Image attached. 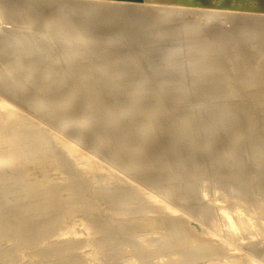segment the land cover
I'll return each mask as SVG.
<instances>
[{"label": "bare ground", "instance_id": "obj_1", "mask_svg": "<svg viewBox=\"0 0 264 264\" xmlns=\"http://www.w3.org/2000/svg\"><path fill=\"white\" fill-rule=\"evenodd\" d=\"M133 1H135L134 3H133ZM133 1H125V0H0V25L1 24H3V23H10L9 25H12V24H14L15 25V27H19V26H23V27H25V28H28V29H25V28H22L23 30H17L16 32L18 33H20V36H22V40L20 39H16V37L14 38L13 36H11L10 34H9V32H7V34L6 33H3L2 35H0V48H1V50H0V200H2V202L3 201H6V200H8V199H11V198H13L14 196H16L17 198L18 197H20L21 195H20V193H22V194H29V195H27V196H29V197H39L40 198V196L41 195H45V194H48V196L49 195H53V196H51V197H48L45 201H44V203L45 204H48L49 206H47L46 207V205H45V209H44V207L42 208V206L40 205V204H33V206H31V204H30V206L31 207H29L28 209H27V206L24 208V209H26L27 210V212L28 213H36V212H40L41 213V216H42V218H44L45 217V219H43V220H36L35 218L36 217H38V216H40V215H38V216H33V217H31V218H28L27 217V214L24 216V217H27L28 218V220L26 219V218H24V219H26V220H24V221H27V222H22L21 220H22V218H21V222H19V224L21 225L20 227H24L22 230H21V232H24L23 230H26V231H30L31 233H29V232H27V234L29 233V234H32V233H35V234H33V236L35 237V238H38V239H44V241L45 242H47V240L48 239H52L53 237L52 236H54V238L56 237V240H57V238L58 237H60L59 236V234H63L65 231H66V228H65V231H63V233H62V230L58 227V231H59V229L61 230V231H59V234L57 235V230H56V228H57V223L59 224V226L60 225H62V229L64 230V227L63 226H68V224L70 225L71 224V222L69 221L68 222V224L65 222L66 220H60V218L62 217V216H64V215H62L61 214V206L59 205V204H61V203H59L58 202V199L59 198H57L56 196H54V195H57V191H56V189L55 188H53V189H51V191H45V192H43V190L41 189L40 190V188H42L43 186L42 185H44V184H42L41 186H39L40 188L39 189H37V191L36 190H34V189H36L35 187H31V188H29V185L31 184V180H29V182H30V184H29V182H28V184H27V179H26V184L24 183V182H22L23 183V185L25 184V185H27L28 186V189L26 190L25 188H23V186H22V184L20 183V180L19 181H17L16 180V178L15 177H12V175L8 172V167H11V166H13V165H11V164H13L14 163V165H15V162L14 161H17L18 160V158H20L21 156H22V154H19L18 153V151L17 150H15L14 149V147H17V146H15V144H17V140H18V142H20L21 141V143H26V136L24 137V135H21L20 134V136L17 138V139H15L14 138V136H13V134H10V132H9V130H8V128H6V126L4 127V124H6V125H11V126H14V123L17 121V123H20V124H22V125H24V126H27L28 127V129L29 128H31L32 129V131H31V134L33 135L34 134V136H37L36 134H39L41 137H42V139H44L43 140V142H39V143H37V142H35V143H37V144H39L40 146L38 147V146H36V145H33V144H31V142H27L25 145L26 146H28L27 148H23L22 149V152H24V151H30V152H32V153H38L39 155H40V157L43 159V160H45V161H48L49 163H50V165H53V164H56L57 162L55 161V163L53 162L54 160H58V162H61L62 163V165H64V166H66V173L65 174H67L68 175V177L70 176L71 178H73L74 179V175H77V177L76 178H78V179H76L75 181L76 182H78V180H80V178H81V176H85V174L87 173V169H90V171L91 170H93L94 172L96 171V173H101L102 175L104 174V175H106V177H108V179H109V182L111 181L112 183H115V184H119V183H121V185H122V188L123 189H121L120 191L117 189V188H119L118 187V185H117V187H116V191H119V192H121L122 190H124V191H122V193L121 194H116V193H118V192H116L115 193V191H114V194L118 197V196H123L124 197V199H127L126 197H130L131 198V196L134 198L133 200H132V202L133 201H135V200H137L138 202H142L143 204L145 203V204H147V205H150L149 207H154V208H156V209H158V210H160V208L163 206V205H165L166 206V210H167V207H169L168 208V211H170V205L169 204H167V205H169V206H167L165 203L166 202H164V204H162L160 201L161 200H159V198L157 197H155L156 195L157 196H159V192H157V191H159V189H162V191H163V193H164V190L163 189H168L169 191H168V193L169 192H171L173 195H175V197H177V198H179V199H182L183 200V198L184 199H186V200H190V199H188V197H191V194L190 193H193L192 192V190H193V188H195V186L196 185H194L193 183V187L191 186V184H189V182H190V178H189V180H187L186 178V181H184V180H182V179H180L182 176L184 177L185 175H187V169L188 168H186L185 169V171H186V174H183L182 176H180V178L178 179V177H179V175H181V172H177V174L178 173H180L179 175H177L176 173H173L174 175H170V174H168L169 172H171V170H173L174 172H176L175 171V169H173V168H175L176 166H174V165H176V162L174 163V165H173V168L172 169H170L169 171H167L166 169H163L162 167H164L165 165L163 164L164 162L163 161H165L166 159H168L169 158V155H168V153H170V152H166L167 153V155H165V154H162V151L165 149V148H167L166 147V145L169 143V140H168V143L166 142V145L165 146H161L162 145V143H160V141H162L163 142V139L162 140H160V141H158L160 144V146L162 147V151L160 152V151H158V153L160 152L162 155H165V156H168V158H166L165 156H164V158H162V156H160L159 154H157V156L159 155L160 157V162H163V163H157L158 162V159H157V156H155V159L157 160H154V161H150V163L151 162H153V164H154V162L155 163H157V164H163V166H161V170H159L160 168L158 167V166H160V165H158L157 166V168H159V169H157V168H153V170L151 169V171L152 172H154V171H157V170H159V171H157L156 173H152V174H148L147 176H145L144 178H145V180H143V179H140V178H137L136 177V175H131V174H133L132 172H135V174L137 173L138 175H140L139 174V171H140V169L144 172V170L143 169H145V168H147V165L149 164V162H147L148 164L147 165H145L146 164V161L148 160V159H146V161H142V159H139V158H134V156L137 154H142L143 152L145 153V152H147V153H150V151L151 152H153L154 151V149H151V150H148V149H146V151H143L144 149H145V147H143V149L141 150V148L140 147H142V146H140L141 145V142L142 141H144L143 139L141 140V139H139V141L141 140V142L139 143V146L138 147H136L135 145L138 143L137 142V140L138 139H136L138 136H139V133H143V134H141V137L140 138H142V137H145V138H147L148 136H147V132H146V136H144V132H143V129H145V127L144 128H142L141 129V132H132V131H129V128H128V126H126L127 128L126 129H128L127 130V133H129V134H131V132L133 133L132 135H137V137L136 138H134V137H132V140H129V139H127V141H126V138H125V126H123L124 127V132H120L121 134L123 133V135H125V136H123V137H121V139H120V135L121 134H119V133H115V135H117V136H119V140H118V142L120 141V140H122V138H124L125 140H123L122 142H125V143H127L128 142V140L129 141H131V145H134V144H132V142H133V138H134V141H135V139H136V141H135V150L134 151H136L135 152V154L134 155H132V156H130L131 154H132V152H134V151H132L133 149H132V147H131V150H130V152H131V154L129 155V153H120V152H122V151H124V149H123V147L125 148V152H129V150H127L126 149V144L124 143V144H122L121 146H120V144L118 145L117 143H116V141L114 142L115 144H112V145H114L113 147H111L112 148V152H114V154L112 155V157H111V155H108L107 153H108V151L109 150H111V149H109L107 146H108V144H111V141H109L110 140V138H111V140H113V138L115 137V136H112V133L113 132H111L110 134H111V137L107 140L106 139V137H104V135H101L102 133H96V134H92V136L93 135H95V137L94 138H96L95 140H96V144H98V145H100L101 144V146L103 147V149L105 150V148H104V146H106L107 148L106 149H109L108 151H106L105 153L108 155V156H110L109 158L110 159H108V158H106V159H108L107 161H106V165H108V167H110V168H114L115 170H117L116 172H117V174L115 173V171L114 172H112L111 171V169L109 170V168L107 167V166H103V163H102V165L99 163L100 161H98V162H96L94 159H92L91 157H89L87 154H85L84 152H83V150L81 151L80 149H78V148H76L75 147V145L74 144H76V145H79V146H82L83 148H85V149H87V152H88V150L89 151H91L90 153H93V155H95V156H97V157H100L101 159L104 157V155H103V157H101L100 156V154H99V152L97 153V152H95V151H92L93 150V148L92 149H89V147L88 146H85L86 144L81 140H76L75 139V137L77 136H74V138H72L71 137V135H70V133L71 132H69V129L67 130V128H66V126H65V124L67 123V120H71V122L72 121H74V122H76L77 124H79L80 125V127H78L79 129L81 128V127H84V126H88V125H91L92 124V127L93 126H95L94 125V123H96L97 121L98 122H100V120L102 119V118H104V117H102L101 116V119H99L100 117L96 114L97 113V111H100V108L99 107H97L96 105H95V103L94 102H92V103H94V104H92V103H90V102H88V100L89 99H87L86 98V100L83 98V96L81 95V94H79L80 92H81V88H83L84 86H82V84H79V86L81 85L82 87L80 88L79 87V95H81L82 96V98L85 100V103L86 102H88L87 104H86V107L85 106H83V104L81 105V106H83V107H85V109H86V111H87V114L88 115H94V117H89V118H95L94 119V123L90 120L89 121V118H87V116L86 115H83V117H80V115H79V112L80 111H78V109L76 110V109H73V108H77V106H72V104L71 103H69V105H70V107L72 106L73 108V110L70 112V111H68L69 113H67V110H66V108H69V107H66V105H68L67 103H68V101H70V100H72V103H73V99L74 98H76L77 97V95L74 97L73 95L74 94H72L71 95V93H73V92H71L72 91V89H74V88H72V87H75V85H73V83H72V87H71V85L70 84H67V85H69V88L71 87L72 89L69 91V92H71L69 95H71V97H70V99L68 100V98H67V96H66V98H67V100H66V98L64 97V95H65V93H66V91H65V93H63L64 92V90H66L67 88H68V86L66 87V86H64V89H63V92H62V90H59V87H60V85L59 86H54V87H52L51 85H50V82H51V80L49 81V79H51V77L53 76V75H51L53 72H58L57 73V75H55L54 74V76H53V78L55 79H57V83L58 82H60V81H63L64 80V82L63 83H65V80L67 79L66 78V76H67V73L69 72V74H70V70H73V68L70 66V68L71 69H69V67H68V69H66V71L64 70L65 69V64H66V61H69V59L70 58H67V56L69 57V55L70 54H68V52L67 53H65L64 51V49H67L68 50V47H69V45H67L66 44V40L65 39H67L66 38V35H65V33H64V29H65V24H66V22H68V20L69 19H71L72 17H74L75 18V20L76 21H78L80 24H78V26L79 27H83V29L82 30H85V28L87 27L88 29H90L89 31L91 32V38H90V40L92 41V43H94L95 45L94 46H96L94 49H95V54H96V52L97 51H100V56H102L101 58L99 57V56H94V58L95 59H91V58H93V57H90L88 54H89V52L87 51V48H88V45L85 47L86 49H83L82 48V52H83V54L84 55H88L89 57H90V59L92 60H88L89 59V57H88V61H89V64H91V66H93L92 68L94 69V70H92V71H94L96 74H95V78L92 76V78H94V79H96V81H97V86L99 85L100 87H105V89L106 88H108V91H109V94H110V90L112 91L111 93H113L114 92V94H117V93H120L121 94V92H126V93H123L122 95H120V97L121 96H123L124 94H126V98L128 97V96H130V95H127V93L129 94V93H133V94H131L133 97L134 96H136L137 95V97H139V99L137 100V97H136V99H134L132 96V98H130V99H126V101H124L125 100V98H124V100H120L119 98H117V100H116V98L114 99L115 100V103L113 102L112 104H110V100L107 102L106 100L105 101H103L104 99V97H102L103 95H101L102 93H94V94H98V95H101V97H97V99L98 98H102L101 100V104L103 105L104 103H102V102H107V103H109L108 105L110 106V105H112L114 108H116L117 109V111H118V109H120V110H122L123 108H122V106H124V108L125 109H123L125 112L128 110V108H130V107H134L135 108V106H138V105H143L144 106V104L142 103V102H140V95H147L146 93H148V92H151L152 90L151 89H154V90H156L157 92H158V90L157 89H165L164 87V85H167V83L166 84H164L163 85V87H162V85H161V83L159 84V85H153V82H155L154 81V78H153V80L152 79H150V77H157V78H161V76H164V74H168V75H179V77H181V79L183 80V83H185L184 81H186V79H187V81H188V78H189V82H193V83H195V82H198L197 81V79L199 78V77H197V79L195 78L196 76H198L199 74H195V77L194 78H191V77H193V76H191L190 75V72L192 71V68H196L195 66L197 65V67L199 66V67H203V68H205V69H202V68H196L197 69V71L200 73V71H202V70H206V69H208L207 71H208V74H209V68H210V70L211 69H213L214 71H216V70H220L221 68H222V66L224 65H226L225 67H227L228 68V66H227V64L228 65H230L229 64V62L228 63H226L225 64V61L226 60H229V61H232V63H231V65L233 64L234 65V63H236L235 61H238V63L239 64H241V66H239L240 67V69H244V67H243V63H244V65L245 66H247V67H249L250 69H252L254 72H252L254 75H256L257 76V78H258V80H259V78H260V80H259V82L261 81V80H263L261 77L263 76L264 77V62L263 61H259L260 63H254L255 62V59H254V62H251V59H250V61L249 60H247V57H246V55H245V51H242L239 47H240V45H239V47H238V45H237V41L235 40L236 39V37L238 36V34H239V37L241 36V39H242V37H246V38H248V39H246L247 40V42L245 43V44H249L250 45V47H248V45H247V47L246 48H248V50H249V48H250V52L251 51H259V49H264V14L263 15H256V14H254L252 11H254V12H256V11H264V0H247V2H245V3H243V4H241V5H228L227 4V0H221V3H216V1L215 0H212V1H214L215 3H213V4H211V3H209L210 2V0H133ZM233 1V0H232ZM231 1V2H232ZM235 1V0H234ZM246 1V0H245ZM250 1H256V2H259V4H258V6L257 7H250L248 4H249V2ZM133 4H132V3ZM241 2V1H240ZM210 7V8H209ZM68 8H71V11H72V8L74 9V10H76V12L74 11H72L73 13H71L70 11H66V10H68ZM241 8H245L246 10H241V11H239V12H237V11H230V10H238V9H241ZM187 10H192V13H193V10L196 12V14H192V15H189V13L191 14V12H187ZM40 12V13H39ZM70 12V13H69ZM249 12H251V13H253V14H250ZM198 13H200V14H198ZM260 14H262V13H260ZM216 16H219L220 18H217ZM214 19H218V20H220L221 22H231L232 24L233 23H235L236 21L238 22V21H244V20H246V23L244 24V25H239V24H236V25H234V27L232 26V27H230V28H219L218 27V30H217V28H212V26H210V25H208V23H207V25L208 26H205L204 24H200V23H206V21L207 22H209V21H214ZM72 21H74L73 19H72ZM115 21H117V22H115ZM75 22V21H74ZM256 24V23H258L260 26H255V25H253L254 23ZM43 24V25H42ZM75 24V23H74ZM238 25H239V27H238ZM13 26V25H12ZM76 26V25H75ZM214 26H215V24H214ZM223 27V26H222ZM240 27H242V28H240ZM238 28H240V29H242V30H240L239 31V29ZM2 29V28H1ZM10 29V28H9ZM18 29H21V28H18ZM30 29H32V30H30ZM35 29V31H33ZM67 29H69V28H67ZM71 29V28H70ZM5 30H7V29H5ZM81 30V29H80ZM80 30L78 31V32H80ZM215 30H217V31H215ZM237 30H238V32H237ZM30 31H33V33L32 32H30ZM66 31V30H65ZM69 31V30H68ZM256 31H258V35H256L254 32H256ZM4 32V31H3ZM6 32V31H5ZM14 32V31H13ZM82 32V31H81ZM69 33H70V31H69ZM73 34V33H72ZM68 35V34H67ZM70 36V35H69ZM35 37V38H34ZM68 37V36H67ZM80 37V38H79ZM76 40H79V41H82V43H84L83 41H85L84 40V38H83V35H81L80 33H79V35H77L76 37ZM238 38V37H237ZM19 40V41H18ZM64 40H65V42H64ZM239 40V39H238ZM244 40V39H243ZM23 41V42H22ZM25 41V42H24ZM75 41V40H74ZM240 41V40H239ZM41 42V43H40ZM243 42V41H242ZM241 42V43H242ZM64 43H65V45H67V48H66V46L64 45ZM76 44V43H75ZM74 43H73V45L71 46V47H74V45H75ZM70 45H71V43H70ZM79 45V44H78ZM77 44H76V46H78ZM86 45V44H85ZM81 47H82V45H80ZM92 46V45H91ZM70 47V48H71ZM90 47V46H89ZM245 47V46H244ZM92 48V47H91ZM252 48L254 49V50H252ZM76 49V48H75ZM79 49V48H78ZM70 51L72 50V49H69ZM81 50V49H80ZM88 50H89V48H88ZM92 50H93V48H92ZM86 51H87V53H86ZM74 52H76V50L74 51ZM81 52V51H80ZM254 52V53H255ZM67 55H65V54ZM86 53V54H85ZM91 53V52H90ZM253 53V54H254ZM257 53V52H256ZM263 53V52H262ZM72 54V53H71ZM75 54V53H74ZM92 54V53H91ZM253 54L251 55V56H253ZM87 55L85 56V58H87ZM248 55H249V53H248ZM72 56V55H71ZM74 56V58H73V60L75 59V55H73ZM72 56V57H73ZM177 56V57H176ZM77 57V59L79 58V55L78 56H76ZM82 57V56H81ZM177 59H176V58ZM249 57V56H248ZM83 58H84V56H83ZM83 58H82V61H83ZM84 58V61L86 60ZM258 58V57H257ZM253 59V58H252ZM259 59V58H258ZM257 59V60H258ZM19 60H23V61H25V62H19ZM79 60V59H78ZM170 60H173V62H169ZM87 61V62H88ZM91 61V62H90ZM233 61H234V63H233ZM241 61V62H240ZM18 62H19V64H20V66L19 65H17L18 64ZM78 62H81V61H78ZM87 62H85V63H87ZM15 63H17V64H15ZM21 63H23V64H21ZM25 63V64H24ZM84 63V62H83ZM85 63H84V65H85ZM17 65V69L15 68L16 66L15 65ZM68 64V63H67ZM81 64H82V62H81ZM88 64V65H89ZM238 64V65H239ZM21 65H22V68H23V70L21 69ZM25 67H27V68H25L24 69V66ZM230 65V67H229V69H228V72H229V70L231 71L232 69H234L235 67V65H236V67L238 68V66H237V64H235L233 67L234 68H232V66ZM18 66H19V68H18ZM66 66H68V65H66ZM75 66V65H74ZM78 67L80 66V65H77ZM76 66V67H77ZM88 67V66H87ZM86 67V68H87ZM246 67V70L248 69ZM67 68V67H66ZM79 68H81V67H79ZM91 68V67H90ZM91 68V69H92ZM226 68V69H227ZM231 68V69H230ZM82 69H83V67H82ZM191 69V70H190ZM195 69V70H196ZM224 69V68H223ZM250 69H249V71H250ZM16 70H18V71H16ZM20 70H22V72L23 73H21V71ZM74 70H75V68H74ZM73 70V71H74ZM88 70V69H87ZM194 70V69H193ZM234 70H236V69H234ZM251 70V71H252ZM29 71H31V73L29 72ZM77 71V70H76ZM79 71V70H78ZM196 71V72H197ZM220 71H222V69L220 70ZM219 71V72H220ZM224 71V70H223ZM227 71V70H226ZM240 71V70H239ZM239 71H236L237 72V74H238V72ZM248 71V70H247ZM251 71H250V74L249 75H252V73H251ZM67 72V73H66ZM75 72V71H74ZM80 72V71H79ZM193 72V71H192ZM195 72V73H196ZM203 72V71H202ZM201 72V76H200V79L202 78V76L203 75H205V72H203L202 73ZM219 72H217V73H219ZM236 72H234L235 73V76H237L238 77V75H236ZM241 72V71H240ZM239 72V73H240ZM244 72V70L242 71V73ZM30 73V74H29ZM85 73V72H84ZM211 73V72H210ZM223 73V72H222ZM24 74V75H23ZM50 74V75H49ZM160 74V75H159ZM212 74H214V72L213 73H211V74H209L210 76L212 75ZM227 75L226 76H229V78L230 79H228V80H230V84H228V81H227V84L228 85H226V88L227 89H229V91H227V92H231V94L230 93H228L229 95H230V97H232L233 96V94H232V92L234 93L235 92V89H236V87H235V89H234V86L237 84V83H235V82H239L238 80H240L241 81V79H243V80H247L248 81V79H245L246 78V76L248 75H246V74H244L245 75V78H235V79H233V80H231V74H232V71H231V74H228V73H226ZM74 75V74H73ZM82 75V74H81ZM209 75H206L207 77L209 76ZM217 76L219 75V74H216ZM215 75V76H216ZM221 75V74H220ZM223 76H225L224 75V73L222 74ZM221 75V76H222ZM248 75V76H249ZM253 75V76H254ZM173 76H171V78H173ZM205 76V77H206ZM209 76V78L208 79H210L211 77ZM213 76V75H212ZM214 76V79L216 78L217 79V81H218V78H219V76L218 77H215ZM223 76L221 77L222 79H226L227 77H224L223 78ZM243 75H240V77H242ZM247 76V77H248ZM253 76H251V77H253ZM72 77V76H71ZM88 77V76H87ZM165 77V76H164ZM178 77V78H179ZM232 77H234L233 76V74H232ZM250 77V76H249ZM250 77V78H251ZM66 78V79H65ZM69 78V77H68ZM78 78V77H77ZM84 78V77H83ZM89 78H90V76H89ZM156 78V79H157ZM163 78V77H162ZM165 78H167V77H165ZM161 79L162 80V82H165L168 78H170V77H168L167 79ZM171 78L170 79H168V80H170L171 81ZM178 78H177V81H179L180 80V78H179V80H178ZM192 80H191V79ZM220 78V79H221ZM253 78H255V76L253 77ZM256 78V79H257ZM76 79V78H75ZM75 79H74V81H75ZM185 79V80H184ZM196 79V80H195ZM199 79V80H200ZM202 79H204V78H202ZM201 79V80H202ZM207 79V78H206ZM206 79H204V81L201 83V85L202 84H204V83H206V82H208L209 84H211V82H209L208 80L205 82V80ZM213 79V80H214ZM221 79V81H223ZM73 80V79H72ZM87 81H89L90 79H86ZM86 80H83L82 81V78H81V82H84L85 84H87V83H89V82H92V81H89V82H87L86 83ZM158 80V79H157ZM164 80V81H163ZM173 80V79H172ZM193 80H195V82L193 81ZM212 80V79H211ZM210 80V81H211ZM227 80V79H226ZM242 80V81H243ZM255 80V79H254ZM254 80H249V81H254ZM67 81V80H66ZM69 81H71L70 79H69ZM174 81V80H173ZM175 81H176V79H175ZM176 81V82H177ZM186 81V82H187ZM215 82H214V85H215V83H217L216 82V80H214ZM220 81V80H219ZM244 81V83H246ZM54 82V84H55V81H53ZM167 82V81H166ZM169 82V81H168ZM175 82V83H176ZM191 82V84H193ZM213 82V81H212ZM252 82L250 83L251 85H252ZM256 82H258L257 80H256ZM264 82V81H263ZM52 83V82H51ZM69 83V82H68ZM157 83V82H156ZM155 83V84H156ZM159 83V82H158ZM182 83V82H181ZM188 83V82H187ZM200 83V82H199ZM207 83V84H208ZM220 83V82H219ZM219 83H217L216 85H217V87L219 88V86H218V84ZM222 83H224V81L222 82ZM222 83L221 84H219L220 86H223L222 85ZM240 83V82H239ZM238 83V84H239ZM248 83V82H247ZM254 83V82H253ZM261 83V85L260 86H262V88H263V90H264V87H263V83L262 82H260ZM60 84V83H59ZM173 84V83H172ZM177 84V83H176ZM176 84H174V85H176ZM198 84V83H197ZM207 84H204V85H206L207 86ZM256 84V83H255ZM254 84V85H255ZM53 85V84H52ZM57 85V84H56ZM62 85H65V84H62ZM61 85V86H62ZM89 85V84H88ZM91 85V84H90ZM169 85H170V83H169ZM183 85V84H182ZM180 85L181 87V89H182V87L183 86H186V84L185 85ZM188 85V87H189V90H188V92H186L185 90H184V92H182L184 95H187V96H189L188 94H189V92H191L190 91V89H194V88H196V87H194V85L196 86V84H193V86H190V84L188 83L187 84ZM214 85H213V83H212V85H210V86H213V88H214ZM216 85H215V87H216ZM244 85H246V84H244ZM244 85H243V87H244ZM96 86V87H97ZM176 86H178L179 87V84H177ZM206 86L204 87V86H202V87H204V89H203V91L205 92V89H206ZM210 86L208 87L209 89H210ZM240 86V85H239ZM238 86V87H239ZM249 86V85H248ZM248 86H247V88L246 89H248ZM260 86H259V89H260ZM65 87H66V89H65ZM78 87V84H76V88ZM89 87H92V86H89ZM95 87V88H96ZM100 87H99V89H98V87L96 88V89H98V90H100L101 91V89H100ZM169 87V86H168ZM171 87V86H170ZM187 87V88H188ZM200 87V86H199ZM196 88L195 90H197V89H200V88ZM237 87V88H238ZM253 87H255V86H253ZM257 88H258V83H257V86H256ZM62 88H63V86H62ZM86 88V87H85ZM85 88H84V91L86 92L87 90H85ZM93 88V87H92ZM94 88V89H95ZM174 88H175V86H174ZM183 88H185V89H187L186 87H183ZM206 89V91L207 90H209V89ZM212 88V87H211ZM212 88V89H213ZM218 88H217V90H218ZM221 88V87H220ZM226 88H222L221 90H226ZM251 88H252V86H251ZM261 88V89H262ZM53 89H55V90H53ZM61 89V88H60ZM168 89V88H167ZM167 89H166V91H167ZM173 89V88H172ZM172 89H170V91H172ZM179 89V88H178ZM178 89H176L177 91H178ZM239 89H242V88H240L239 87ZM243 89H245V87L243 88ZM254 89V88H253ZM261 89H260V91H261ZM69 89H67V91H68ZM75 91H77V89H74ZM91 90L92 89H90L89 90V92H91ZM169 90V89H168ZM220 90V91H221ZM234 90V91H233ZM237 90V89H236ZM249 90H251V91H256V89L255 90H252V89H248V91ZM84 91H82V93L84 92ZM104 90H103V88H102V91L101 92H103ZM106 91V90H105ZM104 91V92H105ZM107 91V92H108ZM162 91H164V90H162ZM169 91V92H170ZM174 92H177V91H175V90H173ZM181 91H183V89L181 90ZM180 91V92H181ZM202 91V92H203ZM210 91H212V90H210ZM209 91V92H210ZM219 91V90H218ZM237 91H240V90H237ZM257 91H258V89H257ZM17 92V93H16ZM19 92V93H18ZM106 92V93H107ZM173 92V93H174ZM179 92V93H180ZM204 92L201 94V95H203L204 94ZM214 92L216 93L217 91L214 89ZM222 92V91H221ZM226 92V91H225ZM152 93V92H151ZM159 93H160V90H159ZM172 93V94H173ZM178 93V92H177ZM192 94L194 93V91H192L191 92ZM199 93H201V89H200V92ZM198 93V94H199ZM206 93H208V91L206 92ZM214 93V94H215ZM222 93H224V91L222 92ZM241 93V92H240ZM257 93V92H256ZM258 93H259V91H258ZM257 93V94H258ZM261 93V92H260ZM66 94H68V93H66ZM84 95H85V93H83ZM87 94L89 95V94H91V93H88L87 92ZM108 94V93H107ZM113 94V95H114ZM139 94V95H138ZM157 94V93H156ZM165 94H168L167 92L165 93ZM194 94H196V93H194ZM209 94V93H208ZM210 94H212V95H214L212 92L210 93ZM209 94V96H208V98L207 99H205V97L204 96H200L199 98L200 99H202L201 97H203L204 98V100H208V102H211V100H209L210 98L209 97H211L212 95H210ZM219 94V93H218ZM217 94V96H219ZM225 94V93H224ZM239 94V93H238ZM261 94H264V92L263 93H261ZM261 94H258V95H261ZM79 95H78V97H79ZM106 94H104V96H105ZM118 95V94H117ZM151 95V94H150ZM149 95V96H150ZM157 95H159V94H157ZM164 95V94H163ZM171 95V94H170ZM197 95V94H196ZM232 95V96H231ZM73 96V97H72ZM81 96H80V98H79V100L80 101H82L81 99ZM91 96V95H90ZM107 96V95H106ZM110 96H111V94H110ZM148 96V95H147ZM152 96H153V94H152ZM161 97H162V94L160 95ZM173 96H174V94H173ZM173 96L171 97V98H173ZM180 96H182L181 94H180ZM193 96H195V95H193ZM239 96H240V94H239ZM238 96V97H239ZM255 96V97H254ZM262 97L264 96V95H261ZM69 97V96H68ZM87 97V96H86ZM94 97V96H93ZM156 97V96H155ZM170 97L168 98L169 100H172V99H170ZM177 97H178V94H177ZM191 97V96H190ZM198 97V96H197ZM220 97H221V99H227V97H228V95H227V97L225 98V97H223L222 95H220ZM220 97H219V100H220ZM229 97V98H230ZM233 97H235V95L233 96ZM237 97V98H238ZM242 97V94H241V96L239 97V100H240V98ZM246 97V95H244V98ZM262 97H260V98H262ZM6 99L7 101H9V102H11L13 105H16V107H20L19 108V110L17 109V108H14V107H12L11 105H9L8 103H6V102H4L3 101V99ZM88 98H90V97H88ZM106 98V97H105ZM107 98H109V97H107ZM106 98V99H107ZM112 98H114V97H112ZM122 98V99H123ZM144 98V97H143ZM142 98V99H143ZM145 98H147V97H145ZM144 98V99H145ZM152 98V97H151ZM157 98H158V96H157ZM164 98H166V96H164ZM188 98V97H187ZM213 98H214V100H212V101H214L215 102V99H218V98H216V97H214L213 96ZM212 98V99H213ZM228 98V99H229ZM236 97H235V99H237ZM246 98H248V97H246ZM250 98H251V96H250ZM253 98L254 99H258L259 98V96H258V98L256 97V95H253ZM77 99V98H76ZM94 98H92L91 99V101L93 100ZM97 99H94L95 100V102H98V103H100L99 101H100V99H98V101H97ZM110 99H111V97H110ZM133 99V100H132ZM143 99V100H144ZM160 99V98H159ZM163 99V98H162ZM162 99H160L161 101H163ZM191 99V98H190ZM231 99H233V98H231ZM78 100V99H77ZM142 100V101H143ZM160 100H158V101H160ZM165 100H167V99H165ZM203 99H202V103H203V101H204ZM238 99H237V101H239ZM243 99H241V101H242ZM246 99H244V101H245ZM248 100H249V98H248ZM263 100H264V98H263ZM80 101H76L77 102V104L80 102ZM90 101V100H89ZM113 100L111 99V102H112ZM146 101V100H145ZM148 101V100H147ZM156 101V100H155ZM157 101V102H158ZM229 101V100H228ZM228 101H227V103H228ZM235 101V100H234ZM233 101V102H234ZM243 101V102H244ZM255 102H256V100H254ZM154 102V101H153ZM168 102V101H167ZM171 102V101H170ZM199 102H201V101H199ZM216 102H220V104H221V100L220 101H216ZM216 102H215V104L214 103H212L213 104V106H215V105H217L218 106V104H216ZM232 101H229V104L232 106H230L231 108H235L236 107V105H237V103H236V105H234L235 104V102H234V106L232 105V103H233ZM248 102V101H247ZM254 102V105L257 103H260L259 101H257L256 103ZM261 102H262V100H261ZM10 103V104H11ZM80 103H83V101L82 102H80ZM80 103H79V105L78 106H80ZM145 103V105L147 104L146 102H144ZM149 103V102H148ZM151 103V102H150ZM159 103V102H158ZM162 103V102H161ZM165 103V102H164ZM172 103V102H171ZM175 103H176V101H175ZM184 103V102H183ZM193 103V102H192ZM207 103V102H206ZM239 103V102H238ZM242 103V102H241ZM240 103V104H241ZM244 103H246V102H244ZM264 103V102H263ZM115 104V105H114ZM168 104V103H167ZM179 104V103H178ZM209 104H211V103H209ZM225 104V106L227 107V108H229L228 106H229V104L227 105L226 104V102L224 103ZM243 104V103H242ZM241 104V105H242ZM248 104H249V102H248ZM251 104V103H250ZM261 104V103H260ZM18 105V106H17ZM68 105V106H69ZM74 105H76L75 103H74ZM142 105H141V107H142ZM148 105V104H147ZM146 105V106H147ZM152 105H153V103H152ZM162 105V104H161ZM168 105H170V104H168ZM175 105V104H174ZM182 105V104H181ZM241 105H237L238 107L240 106V108H241ZM244 106L245 105H247V103L246 104H243ZM252 105V104H251ZM262 105H264V104H262ZM262 105H259L258 106V108L261 106L262 107ZM98 106H101V105H99L98 104ZM109 106L108 107H106V109H105V111L103 112V114L105 113V114H107L106 113V110H110V109H107V108H109ZM112 106H110V108H111V111L113 110L112 108ZM116 106H119V107H121V108H119V107H116ZM180 106V105H179ZM187 106V105H186ZM200 106H201V104H200ZM209 106V105H208ZM211 106V105H210ZM209 106V107H210ZM212 106V107H213ZM221 106V105H220ZM222 106H223V104H222ZM82 107V110L84 109ZM126 107H127V110H126ZM150 107H152L151 109H154V107L153 106H151L150 105ZM149 107V108H150ZM155 107H156V105H155ZM158 107H160V105L158 106ZM199 107V106H198ZM243 107V106H242ZM264 107V106H263ZM81 108V107H80ZM79 108V109H80ZM101 108H103V110H104V108H105V104H104V107H102L101 106ZM139 108H140V106H139ZM139 108H137L136 107V109L137 110H139ZM144 108V107H143ZM148 108V109H149ZM181 108H182V106H181ZM205 108V107H204ZM225 108V107H224ZM239 108V109H240ZM247 108V107H246ZM249 108V107H248ZM248 108L246 109L247 111L245 112L246 113V115H247V117L248 118H253L254 116L253 115H251V111L254 113V111L253 110H251L250 108V111L248 110ZM256 108H257V105H256ZM20 109H22V110H26V111H22V110H20ZM71 109V108H70ZM116 109H114L113 111H115ZM131 109V108H130ZM142 109V108H141ZM157 109H159V108H157L156 107V110L155 111H157ZM170 109V108H169ZM172 109V108H171ZM207 109H209L210 110V108H207ZM238 109V108H237ZM239 109H238V111H239ZM245 109V108H244ZM244 109H243V112H244ZM81 110V109H80ZM120 110L118 111V112H120ZM133 110V109H132ZM143 111H146V110H144V109H142ZM154 110H153V112H154ZM162 110H163V108H162ZM164 110H165V105H164ZM186 110V109H185ZM206 110V109H205ZM235 110V109H234ZM85 111V110H84ZM124 111L122 112V113H124ZM129 111H131V110H129ZM139 111H141V110H139ZM150 110H147V113L149 112ZM159 111H160V113L161 112H165V111H161V107H160V109H159ZM178 111V110H177ZM189 111V110H188ZM207 111V110H206ZM24 112H26V113H24ZM83 112V111H82ZM100 112H102V111H100ZM116 112V111H115ZM118 112H117V114H118ZM120 112V114H118L120 117L122 116V117H124V119H123V122H124V120L126 121V119H125V116L124 115H122V113ZM128 112V111H127ZM138 111H135V113L136 114H138L137 113ZM142 112V111H141ZM158 112V111H157ZM180 112H181V110L180 111H178V113L180 114ZM183 112V111H182ZM198 112V111H197ZM249 112V114L251 115H249V114H247ZM109 113V115H108V118H106V119H108V120H111V119H109V117H112V114L114 113H110V111L108 112ZM133 113V112H132ZM135 113H133V114H135ZM140 113V112H139ZM147 113H145L146 115L145 116H147L148 114ZM150 113H152V112H149V114ZM155 113V112H154ZM163 113L162 114H160L161 116L163 115ZM166 113V112H165ZM206 113V112H205ZM242 113V112H241ZM240 113V114H241ZM102 114V113H101ZM105 114L103 115V116H105ZM110 114H111V116H110ZM128 113H126V115H127ZM141 114H144V113H141ZM158 113H155V115H157ZM168 114V113H167ZM173 114V113H172ZM118 115H116L117 117H118ZM150 115H152V114H150ZM149 115V116H150ZM205 115V114H204ZM249 115V116H248ZM82 116V115H81ZM136 116V115H135ZM134 116V117H135ZM140 116H142V115H140ZM161 116H159V117H161ZM164 116V115H163ZM165 116H167V115H165ZM170 116V115H169ZM185 116V115H184ZM210 116V115H209ZM243 116V115H242ZM253 116V117H252ZM107 117V116H106ZM114 117V116H113ZM116 117V118H117ZM120 117H118L119 119H121ZM128 117H129V115H128ZM130 117H133L132 116V114L130 113ZM133 117V118H134ZM138 117H139V114H138ZM143 118H145L144 116H142ZM141 117V118H142ZM150 117H152V116H150ZM153 117H154V115H153ZM152 117V118H153ZM187 117V116H186ZM189 117V116H188ZM214 117V116H213ZM244 117V116H243ZM257 116H255V118H256ZM115 118V117H114ZM127 118V117H126ZM133 118H132V121H133ZM140 118V119H141ZM142 118V119H143ZM148 119H150L149 117H147ZM172 118H173V116H172ZM171 118V119H172ZM195 118V117H194ZM105 119V118H104ZM106 119L105 120H103V121H105L106 122ZM131 119V118H130ZM139 119V120H140ZM154 119V118H153ZM156 119V118H155ZM159 119H161V118H159ZM170 119V118H169ZM211 119V118H210ZM264 119V118H263ZM78 120H79V122H78ZM81 120V121H80ZM145 120L147 121V119L145 118ZM174 120V119H173ZM190 120H192V119H189V121ZM195 120V119H194ZM209 120V119H208ZM249 120V119H248ZM102 121V120H101ZM120 121V120H119ZM119 121L117 122V121H114V123H112L113 122V120H112V122H110V123H112V126L114 125H116L117 123L119 124ZM136 121L138 122V118H136V120H135V122H127L126 123V125H128V123H129V125L130 124H136L137 125V127L136 128H138V124L140 125L139 127H141L142 125L141 124H143V126H146V124L144 125V121H142L141 123L139 122L138 124L136 123ZM145 121V122H146ZM151 121V120H150ZM155 121V120H154ZM166 121V120H165ZM182 121V120H181ZM215 121V120H214ZM261 121V120H260ZM259 120H257V118H256V121L255 122H260ZM263 121V120H262ZM70 122V123H71ZM108 122V121H107ZM115 122H117L116 124H115ZM121 122V121H120ZM149 122V120L146 122L147 124H148V126H149V124H150V122ZM158 122V121H157ZM183 122V121H182ZM187 122V121H186ZM245 122V121H244ZM250 122H253V120H250ZM254 122V123H255ZM69 122H68V124H70ZM73 123V122H72ZM152 123V122H151ZM156 123V122H155ZM171 123V122H170ZM173 123H174V121H173ZM197 123V122H196ZM200 123V122H199ZM204 123V122H203ZM207 123V122H206ZM253 123V124H254ZM122 124H124V123H122L121 122V125ZM135 124L133 125V126H135ZM154 124V123H153ZM181 124V123H180ZM198 124V123H197ZM201 124V123H200ZM218 124V123H217ZM244 124H246V123H244ZM258 125H259V123H257ZM74 125V124H73ZM76 125V124H75ZM104 125V124H103ZM121 125H119L118 127H120L121 128ZM152 125V124H151ZM161 124H159V126H160ZM162 125H164V124H162ZM173 125V124H172ZM175 125H176V123H175ZM184 125V124H183ZM250 125H252V124H250ZM263 125H264V123H263ZM96 126H97V123H96ZM95 126V127H96ZM114 126H113V129H111V130H115L116 131V129L118 128L117 126V128H115L114 129ZM132 126V127H133ZM148 126H146V127H148ZM156 126V125H155ZM166 126V125H165ZM177 126H179V125H177ZM192 126V125H191ZM208 126V125H207ZM206 126V127H207ZM242 126V125H241ZM245 127H247L246 125H244ZM244 126H242V127H244ZM248 126H249V122H248ZM254 126V125H253ZM260 126H261V124H260ZM74 127H76V126H74ZM94 127V129L96 130V128L97 127H99V124H98V126L95 128ZM108 127V126H107ZM153 127V126H152ZM169 127H171V126H169ZM193 127H196V125H194ZM193 127H191V128H193ZM201 127V126H200ZM203 127H204V125H203ZM210 127V126H209ZM250 127V126H249ZM10 128V127H9ZM26 128V127H25ZM69 128V127H68ZM73 127H71L70 129H72ZM112 128V127H111ZM118 128L119 130H123V128ZM134 128V127H133ZM135 128V131L136 130H138V129H140V128H138V129H136ZM150 128H151V126H150ZM173 128H174V126H173ZM182 128V127H181ZM185 128H186V126H185ZM191 128H190V130H191ZM213 128V127H212ZM76 129H77V127H76ZM79 129H77V130H79ZM88 129V128H87ZM93 129V130H94ZM102 129V128H101ZM107 129V128H106ZM118 129H117V131H118ZM159 129V128H158ZM157 129V130H158ZM166 129H168V128H166ZM175 129H176V126H175ZM204 129H207V128H204ZM221 129V128H220ZM245 130L246 131V129H248V127L247 128H242V130ZM250 130H251V127L249 128ZM260 129V128H259ZM263 129V128H262ZM261 129V130H262ZM11 130V129H10ZM77 130H75V132L77 131ZM90 130V129H89ZM100 130V129H99ZM98 130V131H99ZM110 130V131H111ZM130 130H132V129H130ZM134 130V129H133ZM148 129H146V131H147ZM152 130V129H151ZM154 131H155V128L153 129ZM161 130V129H160ZM163 130V129H162ZM169 130V129H168ZM171 130H172V128H171ZM178 130V129H177ZM177 130H175V131H177ZM199 130V129H198ZM210 130H211V128H210ZM242 130H240L239 132H243V134H244V130L242 131ZM252 130H254L253 128H252ZM81 131V130H80ZM97 131V130H96ZM101 131V130H100ZM108 131V130H107ZM114 131V132H115ZM150 131V130H149ZM148 131V133H150ZM159 131V130H158ZM158 131H155V132H158ZM174 131V130H173ZM193 131H195L194 129H193ZM249 131V130H248ZM258 131V130H257ZM263 131V130H262ZM261 131V132H262ZM25 132H27V131H24V133ZM74 132V133H75ZM82 132H84V131H82ZM82 132H80L79 134H81ZM88 132V131H87ZM105 131H103V133H104ZM166 132V131H165ZM179 132H180V130H179ZM178 132V134H180ZM181 132H182V130H181ZM196 132V131H195ZM199 132V131H198ZM208 132V131H207ZM215 132V131H214ZM238 132V134L239 135H241L242 136V133L240 134ZM250 132V131H249ZM252 132H254V131H252ZM251 132V133H252ZM264 132V131H263ZM262 132V133H263ZM13 133V132H12ZM23 133V134H24ZM73 133V132H72ZM71 133V134H72ZM86 133V132H85ZM93 133H95V131H93ZM107 133V132H106ZM109 133V132H108ZM126 133V134H127ZM159 133V132H158ZM157 133V134H158ZM231 133V132H230ZM235 133H236V131H235ZM250 133V134H251ZM259 133V132H258ZM261 133V134H262ZM76 134V133H75ZM74 134V135H75ZM119 134V135H118ZM127 135L126 137L128 138V136H129V138L131 139V135ZM155 134V133H154ZM154 134H148V135H153L154 136ZM156 134V135H157ZM169 134V133H168ZM168 134H166V135H168ZM171 134H172V132H171ZM174 134H176V133H174ZM188 134V133H187ZM191 134V133H190ZM192 134H194V133H192ZM199 135H200V133H198ZM198 134H196V136H195V141L197 142V140H196V137H199V136H197ZM202 134H206V132L205 133H202ZM201 134V135H202ZM209 134V133H208ZM207 134V135H208ZM211 134V133H210ZM209 134V135H210ZM226 134V133H225ZM253 134H256V133H253ZM253 134H251V135H253ZM82 135H84L83 133H82ZM114 135V134H113ZM143 135V136H142ZM159 135H163V134H159ZM159 135H157V136H159ZM177 135V134H176ZM184 135H186L185 133H184ZM233 135H234V133H233ZM232 135V136H233ZM246 135H247V137H248V134L246 133ZM246 135H244V136H246ZM16 136H18V135H16ZM28 136V135H27ZM79 136V135H78ZM107 136V135H106ZM109 136V135H108ZM108 136H107V138H108ZM117 136H116V138H117ZM153 136H151V137H153ZM160 136V138H162ZM172 136H173V134H172ZM171 136V137H172ZM188 136V135H187ZM193 136V135H192ZM204 136V135H203ZM202 136V137H203ZM211 136V139L213 138L212 137V135H210ZM209 136V137H210ZM214 136V135H213ZM227 136V135H226ZM228 136H229V139L232 137V136H230V134H228ZM250 136V135H249ZM255 136V135H254ZM23 137H24V139H23ZM38 137V136H37ZM113 137V138H112ZM150 137V138H151ZM171 137H169V135H168V138L170 139ZM174 137H175V135H174ZM201 137V136H200ZM208 136H207V138L208 139H210ZM233 137H236V136H233ZM239 137V136H238ZM243 137V136H242ZM259 137V136H258ZM258 137H257V139H258ZM11 138V139H10ZM66 140H65V139ZM77 138V137H76ZM81 138V137H80ZM149 138V137H148ZM154 138H156V137H154ZM153 138V139H154ZM159 138V139H160ZM167 138V137H166ZM188 138H189V136H188ZM187 138V139H188ZM204 138H206V136H204ZM206 138V139H207ZM240 138V137H239ZM249 138V137H248ZM247 138V139H248ZM251 138V137H250ZM10 139V140H9ZM75 139V140H74ZM91 139H93V138H91ZM152 139V138H151ZM152 139V140H153ZM181 139V138H180ZM198 139V138H197ZM232 139V138H231ZM244 139V138H243ZM246 139V140H247ZM35 140V139H34ZM37 140H40L39 138L37 139ZM146 140V139H145ZM157 139H154L153 140V143L156 141ZM172 140L174 141L175 139H173V137H172ZM172 140H170V141H172ZM203 140V139H202ZM202 140H201V142H202ZM234 140H239V139H232V142L234 141ZM250 140V139H249ZM261 140V139H260ZM264 139L262 138V141H263ZM28 141V140H27ZM30 141V140H29ZM69 141L70 142H72V143H74L73 145L74 146H72V144H69ZM107 141H109V142H107ZM151 140H149V142H150ZM172 141V142H173ZM179 141V139L177 140V141H174V142H178ZM188 141V140H187ZM190 141V140H189ZM193 141V140H192ZM192 141H190V142H192ZM194 141V142H195ZM208 141V140H207ZM207 141H206V144H208L209 145V142H210V140L208 141V143H207ZM224 141V140H223ZM253 144H255L256 142H258L259 141V139H258V141H254V140H250ZM255 143H254V142ZM113 142V141H112ZM121 142V141H120ZM147 142H148V140H147ZM158 142H157V144H158ZM189 142V143H190ZM195 142V143H196ZM201 142H200V144H201ZM219 142V141H218ZM228 142H229V140H228ZM231 142V143H232ZM236 142H240V141H236ZM250 142V143H251ZM34 143V142H33ZM129 143V142H128ZM134 143V142H133ZM145 143H146V141H145ZM145 143L143 142V144L145 145ZM152 143V147L153 146H155L156 147V149L158 148L159 149V147L160 146H156L155 144H153ZM156 143V142H155ZM180 143H181V141H180ZM193 143V142H192ZM194 143V144H195ZM217 143V142H216ZM248 143V142H247ZM246 143V144H247ZM249 143V145H251ZM142 144V145H143ZM151 143H149V145H150ZM174 144V143H173ZM182 144V143H181ZM186 144V143H185ZM193 144V145H194ZM199 144V143H198ZM234 144L235 143H233L232 145H233V147H236L237 145H235L234 146ZM238 144V143H237ZM261 144V145H260ZM262 142H259V144L258 145H260L259 146V148H261V147H263L262 146ZM111 145V146H112ZM129 145V144H128ZM138 145V144H137ZM146 145H147V143H146ZM145 145V146H146ZM164 145V144H163ZM180 145V144H179ZM179 145H177L176 144V147H177V149L179 150L180 148H178V146ZM191 145V144H190ZM192 145V146H193ZM225 145H226V143H225ZM228 145V144H227ZM226 145V146H227ZM231 144H229L228 145V147L227 148H229V146H230ZM19 146V145H18ZM90 146V145H89ZM126 146V147H125ZM168 146V145H167ZM170 146V145H169ZM184 146V145H183ZM189 146V145H188ZM195 146V145H194ZM207 146V145H206ZM216 146V145H215ZM247 146H248V144H247ZM256 147H258L257 146V144L255 145ZM41 147V148H40ZM81 147V148H82ZM102 147H100V149L102 148ZM128 147H130V146H128ZM146 147H148V146H146ZM151 147V146H150ZM163 147H164V149H163ZM172 147H175V145L174 146H172ZM171 146H170V148L173 150V148H172ZM223 147H224V144H223ZM40 148V149H39ZM99 148V146L97 147V149ZM139 148V149H138ZM149 148V147H148ZM169 148V147H168ZM193 148V147H192ZM210 148V147H209ZM211 148H214V147H211ZM230 148H232V147H230ZM241 148V147H240ZM242 148H243V146H242ZM251 148V147H250ZM249 148V150L251 151L252 149H250ZM96 149V150H97ZM103 149H102V151H103ZM123 149V150H122ZM150 149V148H149ZM161 149V148H160ZM159 149V150H160ZM183 150H184V148H182ZM181 149V150H182ZM207 149V148H206ZM235 149V148H234ZM246 149H247V147H246ZM246 149L244 148L243 150H244V152L245 153H247L246 152ZM262 149V148H261ZM127 150V151H126ZM148 150V151H147ZM168 150V149H167ZM177 150V151H178ZM186 150H187V148H186ZM213 151L215 150V149H212ZM212 150H211V152H212ZM223 150L225 151L226 149H224L223 148ZM238 150V149H237ZM264 150V149H263ZM98 151V150H97ZM100 152H101V150H99ZM142 151V152H141ZM166 151V150H165ZM169 151H171L170 149H169ZM173 151H175L176 152V150H173ZM172 151V152H173ZM185 151V150H184ZM183 151V152H184ZM191 151V150H190ZM190 151H189V153H190ZM197 151V150H196ZM219 151H220V149H219ZM224 151L222 152L223 153V155H225V153H224ZM232 151H233V149H232ZM240 151V150H239ZM248 151V150H247ZM255 151H256V149H255ZM112 152H110L109 154H111ZM138 152H140V153H138ZM155 152V151H154ZM156 152H157V150H156ZM156 152H155V154H156ZM194 152V151H193ZM192 152V153H193ZM216 151H214L213 152V154L215 153ZM221 152V151H220ZM220 152H218V155H219V153ZM226 152V151H225ZM229 152H231V151H229L228 150V155L229 154H231V153H229ZM234 152V151H233ZM238 152V151H237ZM241 152H243V151H241ZM256 152H258V150L256 151ZM89 153V152H88ZM165 153V152H164ZM176 153H180V151L179 152H176ZM176 153H173V157H175L174 156V154H176ZM186 153V152H185ZM188 153V154H189ZM239 153V152H238ZM250 153V152H249ZM8 154H10L11 156H9V158H10V160H11V164H10V162H9V165H11V166H7V165H4V164H2V162L4 161V160H6L7 158L5 157V155H8ZM99 154V155H98ZM101 154H102V152H101ZM125 154H127V155H129L130 157H128V156H126ZM141 154H140V156H141ZM151 154H153V153H151ZM171 154V153H170ZM187 154V155H188ZM194 154V153H193ZM199 154V153H198ZM205 154V153H204ZM213 154H211L210 156H212ZM217 154V153H216ZM251 154V153H250ZM145 155H149V154H145ZM178 155H180V154H177V156ZM192 155V154H191ZM209 155V154H208ZM217 155V156H218ZM222 154L220 153V156H221ZM227 155V154H226ZM225 155V156H226ZM238 155V154H237ZM236 155V156H237ZM244 155H246V154H244ZM247 155H248V153H247ZM254 155V154H253ZM259 155V154H258ZM139 156V155H138ZM137 156V157H138ZM142 156H144V154L142 155ZM186 156V155H185ZM185 156H184V158H185ZM201 156V155H200ZM206 156V154L204 155V157ZM240 156V155H239ZM263 155L261 154V157H260V159L259 160H261V158H263L262 157ZM96 157V158H97ZM105 157H106V155H105ZM151 157V156H150ZM149 157V158H150ZM192 157H194V156H192ZM198 157V156H197ZM196 157V158H197ZM204 157L203 158H201L200 157V159H202L203 161H204ZM238 157V156H237ZM245 157V156H244ZM243 157V158H244ZM255 157V156H254ZM257 157V156H256ZM255 157V158H256ZM8 158V159H9ZM142 158V157H141ZM144 158H146V157H143V159ZM166 158V159H165ZM176 159H178V157H175ZM180 158V157H179ZM195 158V157H194ZM195 158V159H196ZM207 158V157H206ZM221 158V160L223 159V158H228L227 156L226 157H220ZM235 158V157H234ZM239 158V157H238ZM237 158V159H238ZM241 158V157H240ZM152 159H153V157H152ZM162 159H164L163 161H162ZM171 159V158H170ZM176 159H174V160H176ZM182 159H183V156H182ZM181 159V160H182ZM189 159H190V155H189ZM189 159H187V161L189 160ZM194 159V160H195ZM199 158H197L196 160L197 161H200V160H198ZM214 159V157L212 158V160ZM217 157H216V161H217ZM53 160V161H52ZM100 160V159H99ZM121 160H122V162H121ZM150 160H151V158H150ZM192 159H190V161H191ZM201 160V161H202ZM220 160V161H221ZM227 160V159H226ZM226 160H225V162H226ZM239 160V159H238ZM242 161V163L244 164V162H243V159H241ZM245 160V159H244ZM9 161V160H8ZM12 161H13V163H12ZM104 161H105V159H104ZM172 161H173V159H172ZM184 161V160H183ZM185 161H186V158H185ZM183 162L184 164L186 163V162ZM197 161H196V163H197ZM199 162V163H204V162ZM216 161L214 162H212V163H216ZM219 161V160H218ZM217 161V162H218ZM223 161L224 160H222V166L224 165L223 164ZM234 162L235 161H237L236 160V158H235V160H233ZM258 161V160H257ZM121 162V163H120ZM124 162V164H122ZM166 163L168 162L167 160L165 161ZM170 162H171V160L169 161V163H165L166 165H168L167 167H168V169H169V164H170ZM174 162V161H173ZM182 162V161H181ZM181 162H178L177 164H179V163H181ZM224 162V163H225ZM228 162V161H227ZM230 162V161H229ZM240 161H238V163H239ZM240 162V163H241ZM247 162V161H246ZM253 162V161H252ZM260 162H262V161H260ZM74 163V164H73ZM77 163V164H76ZM78 163H79V165L81 166H83V167H85L84 169L86 170V173H84V169H83V167L81 168L82 169V172L84 173V175H83V173H81L79 170H78ZM172 163V162H171ZM190 163H192V161L190 162ZM195 163V162H194ZM194 163H193V166H195L194 165ZM199 163H198V165H199ZM237 163V162H236ZM238 163H237V165H236V167L238 166L239 167V165H238ZM239 163V164H240ZM241 163V166L243 165ZM264 163V162H263ZM263 163H259V164H261V169H264V165H263V168H262V164ZM21 164H22V166H23V164H24V162L23 161H21V162H19V163H17V165H15L14 167H17V168H19V167H21ZM73 164V165H72ZM76 164V166H77V168H76V166H75V168H74V165ZM152 164V163H151ZM151 164H150V166L149 167H151ZM188 164H189V161H188ZM187 163H186V166L188 165ZM216 164H218V163H216ZM220 164V163H219ZM234 164V163H233ZM248 164V163H247ZM59 164H57V166H58ZM61 165V164H60ZM171 166H172V164H170ZM191 165V164H190ZM214 165V164H213ZM54 166V165H53ZM56 166V165H55ZM63 166V167H64ZM125 166H127L128 168H131L132 167V169H131V171L129 170V169H127V167H126V169H125ZM152 166H154V167H156L155 165H152ZM179 167H180V165H178ZM177 166V167H178ZM184 165L182 164V167H183ZM202 166V165H201ZM204 166V165H203ZM208 166V165H207ZM225 166V165H224ZM223 166V167H224ZM230 166H231V164H230ZM229 166V167H230ZM245 166V165H244ZM63 167H61V168H63ZM145 167V168H144ZM149 167H148V169H149ZM178 167V168H179ZM182 167H180V169L182 168ZM199 167V166H198ZM212 167V166H211ZM223 167H221V168H223ZM226 167H227V169H229L228 168V166L226 165ZM233 167H235L234 165H233ZM259 166H257L256 167V169L258 168ZM21 168H23V167H21ZM54 168V167H53ZM125 170H128L131 174L128 176V174H126V171H124V169ZM134 168V169H133ZM143 168V169H142ZM171 168V167H170ZM184 168H185V166H184ZM184 168H182V169H184ZM199 168H201V167H199ZM199 168H198V170H196L197 172L199 171ZM204 168V170L205 169H209V167H207V168H205V167H203ZM214 168V167H213ZM218 168V167H217ZM24 169H25V166H24ZM57 169H58V167H57ZM56 169V170H57ZM157 169V170H156ZM191 169H192V167H191ZM190 169V170H191ZM196 169V168H195ZM216 169V168H215ZM242 169H244V167L242 168ZM245 169L247 170V168H246V166H245ZM244 169V170H245ZM259 169V168H258ZM257 169V170H258ZM261 169H259L260 170V173H261ZM59 170H61V169H59ZM64 170H65V168H64ZM63 169H62V171H64ZM134 170V171H133ZM147 170V169H146ZM164 170H166V171H164ZM177 170V169H176ZM189 170V171H190ZM203 170V171H204ZM212 170V169H211ZM220 170V169H219ZM233 170H234V168H233ZM238 170H240V169H238ZM251 170V169H250ZM90 171L88 170V172L90 173ZM127 171V173H129ZM136 171H138V172H136ZM172 171V172H173ZM178 171V170H177ZM180 171V170H179ZM184 171V170H183ZM192 172L191 173H194V171L193 170H191ZM200 171H202V170H200ZM206 171V170H205ZM215 171V170H214ZM221 171V170H220ZM227 171V170H226ZM230 171H232V170H230ZM230 171H228V172H230ZM237 171V170H236ZM252 171V170H251ZM254 171H255V169H254ZM254 171H252V174H253V172ZM57 172H58V170H57ZM61 172V171H60ZM60 172H59V174H60ZM65 172V171H64ZM118 172H120L121 174H123V175H125V176H127V177H129L130 178V180H132L131 182H134L136 185H134V183L133 184H129V183H131L130 181H128L127 179L125 180V178H123L122 176H120L121 174H118ZM150 172V171H149ZM218 172V171H217ZM224 172V171H223ZM228 172H227V175H228ZM244 172V171H243ZM243 172H241V174L243 173ZM247 172H249L248 170H247ZM247 172H246V175H247ZM257 172H259V171H257ZM63 173V172H62ZM81 173V174H80ZM140 173H141V171H140ZM183 173V172H182ZM206 173V172H205ZM207 173H209V172H207ZM240 173V172H239ZM238 173V174H239ZM256 173V172H255ZM64 174V175H65ZM88 174V173H87ZM87 174H86V176H87ZM90 174H92V172L90 173ZM141 174H143V173H141ZM177 176H176V175ZM189 174V173H188ZM220 174V173H219ZM231 174V173H230ZM230 174L228 175V177H230ZM257 174H259V173H257ZM98 176H99V174H97ZM96 175V176H97ZM103 175V177H105ZM144 175V174H143ZM142 175V176H143ZM189 175H191V174H189ZM192 175H194V174H192ZM198 175H199V173H198ZM197 175V176H198ZM205 175V174H204ZM207 175V174H206ZM223 175V176H222ZM224 175H226V172L224 173V174H221V176H220V178H224ZM233 175H235L234 173H233ZM232 175V177H235V176H233ZM236 175H237V172H236ZM240 175V174H239ZM245 175V174H244ZM244 175H240V176H244ZM255 175V174H254ZM18 176V175H17ZM16 176V177H17ZM62 176V175H61ZM89 177L91 176V175H88ZM87 176V177H88ZM93 176H95L94 174H93ZM95 176V177H96ZM97 176V177H98ZM203 175H201V177H202ZM248 176V175H247ZM252 177H254L253 175H251ZM250 176V177H251ZM261 176H262V174H261ZM264 176V175H263ZM63 177V176H62ZM65 177V176H64ZM69 177V178H70ZM97 177H96V179H97ZM101 177V180H102V176H100ZM141 177V176H140ZM182 177V178H183ZM188 177V176H187ZM192 177H194V176H192ZM191 177V178H192ZM201 177H200V180H201ZM208 177V176H207ZM210 177V176H209ZM237 177H238V175H237ZM237 177H235V178H237ZM256 177V176H255ZM30 178V177H29ZM43 178H44V176H43ZM42 178V180L44 181V179ZM67 178V177H66ZM84 178H86V177H84ZM128 178V179H129ZM142 178V177H141ZM203 178V177H202ZM225 178H227V177H225ZM234 178V179H235ZM240 179H241V177H239ZM238 178V179H239ZM246 178V177H245ZM258 178H259V176H258ZM261 178H263V177H261ZM62 179V178H61ZM72 179V180H73ZM86 179H89L90 181H91V183L93 184V183H95L93 180H91V177L90 178H86ZM175 179H177L178 181H176ZM206 180H207V178H205ZM204 179V180H205ZM218 179V178H217ZM231 179V178H230ZM233 179V178H232ZM239 179V180H240ZM249 180H250V178H248ZM252 179V178H251ZM255 178H253V180H254ZM24 180V179H23ZM47 180V179H46ZM63 180V179H62ZM85 180V179H84ZM98 180V179H97ZM103 180L105 181V178H103ZM198 180H199V178H198ZM235 180H237V179H235ZM238 180V181H239ZM244 180H246V179H244ZM252 180V181H253ZM257 180V179H256ZM67 181V180H66ZM87 181V180H86ZM90 181H88V182H90ZM93 181V182H92ZM104 181L102 182V183H104ZM202 181H203V179H202ZM208 181H210V180H208ZM236 181L237 183H240V182H243V181ZM252 181H250V183L252 182ZM42 181H40L39 183H41ZM69 181H67L66 183H68ZM70 182H72V181H70ZM80 182H85V181H83V179H81L80 180ZM88 182H86V184H88ZM99 182H101L100 181V179H99ZM109 182H107V183H109ZM110 182V183H111ZM192 182H193V180H192ZM195 182V181H194ZM223 181H221L220 183H222ZM232 182V181H231ZM230 182V183H231ZM246 182V181H245ZM32 183H33V181H32ZM39 183H38V185H39ZM45 183V182H44ZM90 183V184H91ZM106 183V184H107ZM129 184V185H127V184ZM224 183V182H223ZM226 183V182H225ZM228 183V182H227ZM234 183V182H233ZM244 183V182H243ZM242 183V184H243ZM249 183V184H250ZM253 183H256V184H259V180L257 181V182H254L253 181ZM252 183V184H253ZM62 183H60L59 185L60 186H62L61 185ZM71 184V183H70ZM76 185L78 184V183H75ZM91 184V185H92ZM96 184H98V183H96ZM124 184H125V186H124ZM168 184V185H167ZM171 184V185H170ZM212 184H214V182H212ZM229 184V183H228ZM228 184H226V185H228ZM236 184V183H235ZM248 184V185H249ZM261 185H263L262 183H260ZM21 185V186H20ZM32 185V184H31ZM80 185H82V183H80ZM100 185V187L102 186L101 184H99ZM99 185H96L97 187L99 186ZM105 185V184H104ZM102 186V187H104V189L102 188V190H103V193L105 192L104 190H105V188L109 185H105V186ZM114 184H112L111 185V187L109 186V188H108V192H109V190H110V188H113L114 186H113ZM121 185H120V187H121ZM204 185V184H203ZM215 185V184H214ZM224 185V184H223ZM224 186L226 189L225 190H223L224 192H225V194H223L222 192H220V193H222L223 195H222V197L224 196V198L227 200V193L228 192H233L234 194H235V192L236 191H243L244 192V195L245 196H247L252 190H255L254 188H252L253 187V185L250 187V188H248L247 190H249V189H251L250 191H247V190H245V188H246V186H248V185H246L245 186V184H244V186H245V188H242V186L243 185H241V183H240V185H241V187H239V185H234V184H230V185H228V186ZM251 185V184H250ZM45 186V185H44ZM51 186V185H50ZM83 186L85 187V186H88V185H85V183H83ZM83 186H81V187H83ZM90 186V185H89ZM219 186V185H218ZM257 186V185H256ZM259 186V185H258ZM257 186V187H258ZM52 187V186H51ZM57 187V186H56ZM92 187H95L94 185L92 186ZM99 187V188H100ZM181 187V190L179 189ZM216 187H217V185H216ZM223 187V186H222ZM58 188H59V186H58ZM86 189V191H87V187H85ZM115 188V187H114ZM113 188V189H114ZM215 188V187H214ZM24 191H23V190ZM44 189V188H43ZM89 189H91L90 187H89ZM88 189V190H89ZM94 189V188H93ZM113 189H112V191H113ZM120 189V188H119ZM197 189V188H196ZM200 189V188H199ZM258 189V188H257ZM257 189H256V191H257ZM259 189L260 190H262L263 192H264V185L263 186H260L259 187ZM39 190V191H38ZM45 190V189H44ZM46 190H47V188H46ZM95 190L96 189H94V190H90L92 193H94L95 192ZM97 190H100L101 191V188L100 189H98L97 188ZM165 190V191H166ZM259 190V191H260ZM89 191V192H90ZM59 192V194H61L60 192H61V189L58 191ZM63 192V191H62ZM65 192H66V194H67V190H65ZM70 192V191H69ZM99 192V191H98ZM107 192V191H106ZM110 192H111V190H110ZM109 192V193H110ZM196 192V190L194 191V193ZM71 194H72V192H70ZM69 193V194H70ZM74 193V192H73ZM102 193V192H101ZM109 193H104V194H106L107 195V198H108V194ZM161 193V192H160ZM232 193V194H233ZM252 193H253V191H252ZM251 193V194H252ZM35 194H37V195H35ZM69 194H67V195H69ZM96 194V193H95ZM99 194V193H98ZM110 194H113V192L112 193H110ZM109 194V197L111 196V199H112V197H113V195H110ZM124 194H125V196H124ZM155 194V195H154ZM165 194V193H164ZM166 194H167V191H166ZM165 194V195H166ZM199 194H200V192H199ZM203 194V193H202ZM231 194V193H230ZM102 195L103 194H101V197H102ZM114 195V197H116ZM164 195V196H165ZM194 195V194H193ZM261 195V194H260ZM103 196H105V195H103ZM121 196V197H122ZM161 196V195H160ZM159 196V197H160ZM198 196H200V195H198ZM230 196V195H229ZM249 196L251 197V195L249 194ZM249 196H248V198H249ZM60 197V196H59ZM80 197H82V196H79V198ZM168 198H169V196H167ZM167 197H165V198H167ZM173 196L171 195V199H172V201H175V200H173L174 199V197L172 198ZM194 197H197V196H194ZM233 196H231V198H232ZM243 197V196H242ZM22 198V200H23V198H25V197H21ZM83 198V197H82ZM105 199H107L106 198V196L104 197ZM120 197H118V198H114V200L113 201H116L117 199H119ZM162 198V197H161ZM167 198V199H168ZM177 198H175L176 200H177ZM28 199V198H27ZM45 199V198H44ZM104 199V200H105ZM196 199V198H195ZM246 199V198H245ZM26 200V199H25ZM41 200V199H40ZM87 201L88 199H86V197H84L83 198V202H79L77 205H80V204H84L85 203V201ZM121 200H122V198L120 199V200H118L119 201V204H120V202H121ZM128 200V199H127ZM126 200V201H127ZM130 200V199H129ZM128 200V201H129ZM247 200V199H246ZM43 201V200H42ZM61 201V200H60ZM112 200L110 201L109 200V202H113ZM117 201V202H118ZM122 201H124V200H122ZM128 201H127V205L126 206H129V204L131 203V201H130V203H128ZM164 201V200H163ZM162 201V202H163ZM168 201V200H167ZM178 201V200H177ZM176 201V202H177ZM199 201V200H198ZM243 201V200H242ZM252 201H254V200H252ZM259 201V200H258ZM27 202V201H26ZM76 202H78V201H76ZM88 202V201H87ZM124 202H122L123 203V206L125 205L124 204ZM136 202V201H135ZM134 202V203H135ZM138 202H136V204L138 203ZM245 202V201H244ZM255 202V201H254ZM1 203V202H0ZM24 203H25V201H24ZM40 203V202H39ZM108 203V202H107ZM114 203H116V202H113V204ZM167 203H170V200H169V202H167ZM9 204V203H8ZM74 204V203H73ZM89 204V203H88ZM178 204V203H177ZM7 205V204H6ZM19 205V204H18ZM70 205V204H69ZM75 205V204H74ZM85 205V204H84ZM86 205H87V203H86ZM85 205V206H86ZM116 205L118 206V204L116 203ZM121 205V204H120ZM119 205V206H120ZM133 205H134V207H136V205L135 204H132L131 203V206L133 207ZM137 205H139V204H137ZM146 205V206H147ZM171 205H172V203H171ZM174 205H176L175 203H174ZM173 205V206H174ZM217 205V204H216ZM5 206V205H4ZM9 206V205H8ZM7 206V207H8ZM13 206H16V205H13ZM24 206V205H23ZM81 206V205H80ZM122 206V205H121ZM141 206H143L142 204H141ZM141 206H137V208L138 207H140V209L142 208ZM145 206V205H144ZM179 206V205H178ZM178 206H177V208H178ZM184 206V205H183ZM249 206V205H248ZM73 207V206H72ZM77 207H79V206H77ZM76 207V208H77ZM81 207H83V205L81 206ZM87 207V206H86ZM90 207H91V205H90ZM92 207H93V205H92ZM132 207L130 208L131 210H132ZM202 207V206H201ZM255 207H256V205H255ZM257 207H258V210H259V206H258V204H257ZM10 208V207H9ZM12 208V207H11ZM65 208H66V206H65ZM88 208V207H87ZM129 208V207H128ZM173 208V207H172ZM183 207H181V209H182ZM237 208V207H236ZM61 209V210H60ZM73 209V208H72ZM86 209V208H85ZM89 209V208H88ZM129 209V210H130ZM135 209V208H134ZM139 208H138V210H140ZM146 209V208H145ZM147 209H148V206H147ZM147 209H146V211H144V208L143 209H141V210H143L144 212H147ZM153 209V208H152ZM152 209H150L151 211V213H152V211L154 210H152ZM163 209H164V207H163ZM162 209V210H163ZM180 209V210H181ZM205 209H207L206 207H205ZM256 209V208H255ZM4 210H6L5 208H4ZM12 209H10V211H11ZM25 210V211H26ZM76 210H78V208L76 209ZM87 210V209H86ZM85 210V211H86ZM136 210V209H135ZM137 210V211H138ZM188 210V209H187ZM201 210H202V208H201ZM200 210V212L203 214H205V215H209V213L211 212H209L208 213V211L206 212V211H201ZM229 210H230V208H229ZM254 210V209H253ZM13 211V210H12ZM25 211H24V213H25ZM64 211V210H63ZM81 211H83V208H82V210ZM84 211V212H85ZM88 211V213H89V211H91V210H87ZM87 211H86V214H88L87 213ZM132 211H134V210H132ZM132 211H131V213H132ZM137 211L135 212V213H137ZM143 211H141V212H143ZM173 210L171 209V212H172ZM184 211H185V209H184ZM256 211V210H255ZM254 211V212H255ZM261 211V210H260ZM18 212H19V210H18ZM23 212V211H22ZM79 212V211H78ZM77 212V213H78ZM133 212V213H134ZM139 212V211H138ZM156 212H157V210H156ZM160 212H161V210H160ZM159 212V213H160ZM199 212V213H200ZM257 212V211H256ZM259 212V211H258ZM262 212V214H263V211H261ZM261 212H259V213H261ZM1 213V212H0ZM6 213V212H5ZM9 213V212H8ZM69 213V212H68ZM76 213V214H77ZM82 213V212H81ZM81 213H79V214H81ZM148 213H149V209H148ZM155 212H153L152 214H154ZM158 213V214H159ZM165 213H167L166 211H165ZM165 213L164 214H162L161 216H162V219H161V221H160V219H159V221L160 222H162L163 220H165L166 219V215H165ZM190 213V212H189ZM253 213V212H252ZM251 213V214H252ZM22 214V213H21ZM21 214H18L17 215V213H15V211H13L12 213H11V215L9 216V218H10V220L12 219L13 221H14V223H17V221L15 222V219L16 218H18V220L20 219L19 218V215H21ZM75 214V213H74ZM79 214H77V215H79ZM107 214V213H106ZM109 214V213H108ZM139 215H140V213H138ZM137 214V215H138ZM142 214V213H141ZM145 214V213H144ZM175 214H177V211L175 212ZM225 214H226V212H225ZM255 214V213H254ZM261 214V215H262ZM6 215H8V214H6ZM24 215V214H23ZM85 215V214H84ZM93 215V214H92ZM154 215H157L156 213L154 214ZM153 215V216H154ZM160 215V214H159ZM158 215V216H159ZM165 215V216H164ZM184 215V214H183ZM182 214H181V217H184ZM227 215V214H226ZM41 216H40V218H41ZM60 216V217H59ZM98 216H100V215H98ZM97 216V218H98V220L97 219H95V217H94V219L95 220H93V218H92V220L95 222V225L96 224H99L100 223V221L103 219H101V220H99L100 218ZM131 216H132V214H131ZM133 216L134 217H136V214L134 215L133 214ZM143 216V215H142ZM141 215L140 216H138V219L140 218V217H142ZM151 215H150V213H149V216L148 217H150ZM153 216H151V219H152V217ZM157 216V217H158ZM171 216H172V214H171ZM170 215L167 217L168 219H173V221L170 219L169 220V222H171L172 221V223L174 222V220H175V224H177L178 222H176V221H178V220H176L177 218H172ZM174 216V215H173ZM240 216V215H239ZM251 216V215H250ZM253 216V215H252ZM255 216V215H254ZM0 217H5L6 218V216H3V215H1ZM21 217V216H20ZM30 217V216H29ZM59 217V218H58ZM79 217H81V215L79 216ZM84 217V216H83ZM87 217H89V216H87ZM103 217V216H102ZM106 217H109V216H106ZM111 217H113V216H111ZM115 217V216H114ZM144 217H146V215L144 216ZM163 217H165L164 219H163ZM176 217H178V219L180 218L179 216H177L176 215ZM227 217V216H226ZM245 217H247V216H245ZM244 217V218H245ZM256 217V216H255ZM260 217V216H259ZM9 218H7V219H9ZM90 219H91V216L89 217ZM115 218H119V215L117 216V217H115ZM130 218V217H129ZM185 218V217H184ZM191 218V217H190ZM189 217L188 218H185L186 220V224L188 225L189 223L191 224L192 222H194V221H190L191 219H190ZM210 218V217H209ZM232 218V217H231ZM236 218H238L237 216L234 218V219H236ZM240 218V217H239ZM238 218V219H239ZM249 218H251V217H249ZM248 218V219H249ZM254 218V217H253ZM252 218V219H253ZM37 219H39V218H37ZM86 219H88V218H86ZM86 219H85V221H86ZM104 219H106V221H108L107 220V218H105V216H104ZM142 219L143 218H141V221H142ZM145 219V218H144ZM148 219L149 218H147V221H148ZM150 219V221L152 222V221H154V220H156L157 222H159L158 221V219H156V217L155 218H153V220H151ZM187 219H189V221L187 220ZM222 219V218H221ZM230 219V218H229ZM238 219L236 220V221H238ZM242 218H240L239 219V221L238 222H242V220H241ZM255 219V218H254ZM256 219H257V217H256ZM261 219V218H260ZM11 220V221H12ZM79 220V219H78ZM82 220V218H80V222H85V221H81ZM91 220V221H92ZM98 221V223H96L97 221ZM112 220V219H111ZM109 221V222H112V221ZM118 220H120V219H118ZM125 220V219H124ZM167 220V219H166ZM165 220V221H166ZM180 220V219H179ZM241 220V221H240ZM245 220H247V219H245ZM5 221H7V220H5ZM5 221H3L2 220V218H0V225H2L1 226V228L2 227H4V228H8V227H11V226H9V224H7L8 223V221H7V223L5 222ZM72 221V220H71ZM116 221V219H114L113 220V222H115ZM121 221V220H120ZM184 221V220H183ZM197 221H199V219L197 220ZM196 221V222H197ZM225 221V220H224ZM235 223H236V221L235 220H233ZM243 221H244V219H243ZM250 221V220H249ZM73 222V221H72ZM88 222V221H87ZM93 222V223H94ZM101 222H104V221H101ZM117 222V221H116ZM126 222V224H127V221H125ZM130 222V221H129ZM136 222V221H135ZM157 222H155L154 221V223H157ZM181 222H182V218H181ZM187 222H189V223H187ZM201 222V221H200ZM207 222V221H206ZM217 222V221H216ZM227 222H228V219H227ZM258 222V221H257ZM10 223H13V222H10ZM73 223H75V222H73ZM82 223V224H83ZM92 222H90V224H91ZM105 223V222H104ZM104 223H100V225H101V227L100 228H103L104 226H103V224ZM107 223V222H106ZM132 223V222H131ZM137 223V222H136ZM150 223V222H149ZM147 224V225H150V224ZM167 223H168V221H167ZM167 223H163V225L161 224V226L160 227H162V226H164V224H166L167 225ZM172 223H168V225H170V226H172L173 224ZM195 223V222H194ZM230 223H232V221L230 222ZM254 223H255V221H254ZM108 224V223H107ZM106 224V225H107ZM115 224H117V226L119 225V226H121V223H115ZM115 224H113V225H115ZM123 224V223H122ZM126 224H123L122 225V227H124V225H126ZM141 224V223H140ZM140 224H138L137 225V229L139 230L140 228H142V225H140ZM158 225H160L159 223H157ZM172 224V225H171ZM178 224H180V223H178ZM177 224V225H178ZM222 224V223H221ZM234 223H232V225H233ZM237 224V223H236ZM242 224H244V223H242ZM256 224V223H255ZM263 224V223H262ZM16 224H13V226H15ZM72 225V224H71ZM70 225V228L72 227L73 228V226H75V225H77V224H73V226H71ZM83 225H87V227H85V228H88V223H85V224H83ZM82 225V226H83ZM95 225L93 226V227H95ZM109 225H110V223L108 224V227H109ZM131 225V224H130ZM130 225L129 226H127L128 228H130ZM136 225V224H135ZM147 225H144V227L145 226H147ZM166 225H165V227H166ZM183 225H185V223L183 222ZM186 225V226H187ZM194 225V224H193ZM205 225V224H204ZM224 225V224H223ZM238 225H239V223H238ZM248 225V224H247ZM254 225V224H253ZM12 226V227H13ZM17 226V225H16ZM15 226V227H16ZM66 226V227H67ZM78 226V225H77ZM92 226V225H91ZM99 226V225H98ZM116 226V225H115ZM156 226V225H155ZM176 226V225H175ZM174 226V227H175ZM181 226H182V224H181ZM207 226V225H206ZM211 226V225H210ZM214 226V225H213ZM14 227V228H15ZM19 227V225L17 226V228ZM76 227V226H75ZM74 227V229L76 230V228ZM90 227V226H89ZM97 227V226H96ZM105 227H107V226H105ZM108 227H107V229H105V230H111L110 228H112V227H110L109 229H108ZM153 227V226H152ZM159 227V228H160ZM168 227V226H167ZM173 226H172V228H174ZM179 227V228H178ZM177 228L179 229V232L181 231L180 230V226H178ZM182 227H184V226H182ZM182 227H181V229H182ZM189 227H191L190 225H189ZM208 227V226H207ZM232 227V226H231ZM234 227V226H233ZM260 227V226H259ZM258 227V228H259ZM3 228V229H4ZM69 228V227H68ZM68 228H67V231H68ZM84 228V229H85ZM98 228V227H97ZM124 228H126V227H124ZM158 228V229H159ZM169 229L171 228V227H168ZM185 228V227H184ZM187 228H188V226H187ZM202 228V227H201ZM209 228V227H208ZM215 228V227H214ZM74 229L73 230H69V231H73V234H75V232H74ZM90 229V228H89ZM114 229H115V227H114ZM118 230H121L122 228H120L119 229V227L117 228ZM116 229V231L118 232V230ZM127 229V228H126ZM132 229H134L133 228V225H132ZM136 229V228H135ZM156 229V228H155ZM163 229V228H162ZM162 229H160V230H162ZM167 229V228H166ZM165 229V231H167L168 232V230L169 229H167L166 230ZM176 229V228H175ZM247 229V228H246ZM1 230V229H0ZM18 230V229H17ZM31 230H33V232L31 231ZM86 230V229H85ZM98 230H99V228H98ZM100 230H102V229H100ZM100 230L98 231V232H100ZM123 230V229H122ZM125 230V229H124ZM129 230V229H128ZM177 230V229H176ZM185 230H186V228H185ZM192 230H194V228L192 229ZM192 230H191V232H192ZM202 230L203 229H199V232L198 233H200V231L202 232ZM243 230V229H242ZM248 230V229H247ZM250 230V229H249ZM4 231H6V229H4ZM3 231V232H4ZM25 231V232H26ZM54 231V232H53ZM66 231V232H67ZM69 231H68V233H69ZM86 231H88V230H86ZM90 231V230H89ZM108 231V232H109ZM156 231V230H155ZM171 232H172V230H170ZM173 233H177V232H175V230L173 229ZM188 231H189V228H188ZM196 231H198V230H196ZM203 231H205V230H203ZM210 231V230H209ZM257 231V230H256ZM20 232V233H21ZM61 232V233H60ZM65 232V233H66ZM102 232V231H101ZM115 233V230L114 231H112V233ZM120 232V231H119ZM135 232V231H134ZM160 232V231H159ZM187 232V231H186ZM213 232V231H212ZM247 232V231H246ZM8 233V232H7ZM16 233V232H15ZM19 233V234H20ZM67 233V234H68ZM72 233V232H71ZM70 233V234H71ZM90 233V232H89ZM91 233H93V232H91ZM97 233V232H96ZM104 233V232H103ZM160 233H162V232H160ZM164 233V232H163ZM162 233V234H163ZM180 233H182V231L180 232ZM203 233V232H202ZM201 233V234H202ZM221 233V232H220ZM219 233V234H220ZM234 233V232H233ZM3 234V233H2ZM1 234V235H2ZM23 234V233H22ZM22 234H20V235H22ZM27 234H24L25 236L27 235ZM97 234H100V233H97ZM106 235H108L107 233H105ZM140 234V233H139ZM148 234V233H147ZM154 234V233H153ZM165 234H168V233H165ZM164 234V235H165ZM179 234V233H178ZM187 234V233H186ZM186 234H184V235H186ZM197 234V233H196ZM200 234V235H201ZM204 234H207V233H204ZM213 234V233H212ZM8 235H9V233H8ZM24 235H23V237H24ZM64 235V234H63ZM96 235V234H95ZM103 235V234H102ZM112 235V234H111ZM137 235V234H136ZM141 235V234H140ZM155 235H158V234H156L155 233ZM159 235H161V234H159ZM158 235V236H159ZM164 235H162V237L164 236ZM169 235V234H168ZM168 235H166V236H168ZM170 235H172V234H170ZM182 235V234H181ZM184 235H183V237H184ZM192 235H193V233H192ZM208 236L210 235V234H207ZM206 235V237H208ZM226 235V234H225ZM233 235V234H232ZM239 235V234H238ZM245 235H247V234H245ZM28 236V235H27ZM32 236V235H31ZM58 236V237H57ZM65 236V235H64ZM63 236V237H64ZM75 236V235H74ZM76 236H77V233H76ZM88 236V238L87 239H89V234L87 235ZM93 236V235H92ZM104 236V235H103ZM120 236V235H119ZM127 236V235H126ZM154 236V235H153ZM158 236H156V237H158ZM174 236V237H173ZM188 236V235H187ZM193 236H195V234L193 235ZM197 236V235H196ZM205 236V235H204ZM230 236V235H229ZM1 237V236H0ZM3 237V236H2ZM7 237V236H6ZM20 237V236H19ZM34 237H32V239L34 238ZM62 237V236H61ZM78 237V236H77ZM97 237V236H96ZM100 237V236H99ZM99 237H97V238H99ZM108 237V236H107ZM155 237V236H154ZM154 237H153V239H154ZM161 237V238H162ZM169 237H171V236H169ZM172 237L176 240V238L175 237H179V235H172ZM171 237V238H172ZM182 237V238H183ZM202 237V238H201ZM206 237H203V234H202V236H200L199 238L200 239H204V238H206ZM211 237V236H210ZM219 237V236H218ZM224 237V236H223ZM232 237V236H231ZM12 238V237H11ZM22 238V237H21ZM25 238V237H24ZM23 238V239H24ZM69 238V237H68ZM91 238V237H90ZM93 238V237H92ZM97 238H95V239H97ZM105 238V237H104ZM104 238H101L102 240L104 239ZM109 238V237H108ZM118 238V237H117ZM138 238V237H137ZM170 238V239H171ZM173 238L171 239V240H173ZM180 238V237H179ZM178 238V239H179ZM192 238V237H191ZM196 238V237H195ZM194 237H193V240L195 239ZM8 239V238H7ZM13 239V238H12ZM26 239V241H25V243H26V246H27V244H29V243H31L32 244V241L31 242H29V239H31V237L29 238V237H26L25 238ZM31 239V240H32ZM83 239V238H82ZM86 239V240H87ZM101 239H99V241H102ZM111 239V238H110ZM109 239V240H110ZM132 239V238H131ZM157 240L156 241H158V239H160V238H156ZM167 239H168V237H167ZM198 239V238H197ZM211 241H212V239L211 238H209ZM224 239V238H223ZM226 239V238H225ZM6 240V239H5ZM4 240V241H5ZM34 241H35V239H33ZM37 240V239H36ZM85 239H83V241H84ZM84 241V242H86V243H84V244H87V241ZM106 241H107V238L105 239ZM105 240H103L104 242H105ZM138 240V239H137ZM162 240H163V238H162ZM165 240H166V238H165ZM191 240V239H190ZM190 240L188 239V241L190 242ZM193 240H191V241H193ZM196 240V239H195ZM194 240V244H196L195 241ZM208 240V239H207ZM217 240V239H216ZM219 240V239H218ZM1 241H3V239L1 240ZM11 241V240H10ZM49 241V240H48ZM57 241H59V240H57ZM98 241V240H97ZM98 241V242H99ZM103 241H102V243H103ZM116 241V240H115ZM118 241V240H117ZM140 241V240H139ZM168 241V240H167ZM167 241H162V243L163 242H166L167 243ZM179 241L180 242H184V240H182L181 241V239H179ZM187 240L185 239V242H186ZM227 241V240H226ZM23 242V241H22ZM39 242V241H38ZM42 242V241H41ZM44 242V243H45ZM51 242V241H50ZM54 242H56V241H54ZM60 242V241H59ZM92 242V241H91ZM94 242V241H93ZM95 242H96V240H95ZM98 242H96V243H98ZM109 242V241H108ZM108 242H106V243H104V244H108ZM128 242V241H127ZM158 242H160V241H158ZM169 242H170V240H169ZM168 242V243H169ZM174 242V241H173ZM172 242V243H173ZM178 242V241H177ZM177 242H176V244H177ZM184 242V245L183 244H181V245H183V246H189V244L188 245H185L186 243ZM198 242H202L203 243V241L202 240H200L199 241V239H198ZM197 242V243H198ZM206 242V241H205ZM210 242V241H209ZM209 242H207L208 244H209ZM212 242H214V240L212 241ZM43 243V242H42ZM57 243V242H56ZM90 243V242H89ZM88 243V244H89ZM95 243V244H96ZM101 243V244H102ZM140 243V242H139ZM141 243H143V241L141 242ZM154 243H155V241H154ZM165 243V244H166ZM171 243V242H170ZM169 243V244H170ZM171 243V244H172ZM193 243V242H192ZM211 243V242H210ZM216 243V242H215ZM223 243V242H222ZM263 243V242H262ZM41 244V243H40ZM46 244V243H45ZM52 244V243H51ZM69 244H71V243H69ZM69 244H67L68 246L66 247V248H70V249H72L71 248V245H69ZM87 244V245H88ZM94 244V250H93V252L94 251H96V245ZM100 244V243H99ZM101 244L100 245H98V247H100L101 246ZM103 244V245H104ZM113 244V242H111V245ZM144 244H145V242H144ZM151 244V243H150ZM157 244V243H156ZM155 244V245H156ZM160 244H161V242H160ZM170 244V246H171V248L170 249H173L174 247L172 246ZM179 244V243H178ZM207 244V245H208ZM217 244H219V243H217ZM264 244V243H263ZM34 245V244H33ZM38 245V244H37ZM65 245V244H64ZM73 245V244H72ZM87 245L85 246V247H83L84 249H87V251H86V253L88 252V247H90V250H91V246H88L87 247ZM92 245V244H91ZM143 245V244H142ZM155 245H151V246H155ZM158 245H159V243H158ZM167 245V244H166ZM175 245V244H174ZM181 245L179 246V245H177V246H179V247H181ZM200 245V244H199ZM203 246L202 247H204V244H202ZM210 245V244H209ZM214 244L212 243V245H210V247H206V243H205V248H206V251H207V249L209 248H212L213 247V249H215L214 247H215V245L213 246ZM224 245V248H225V244H223ZM223 245H221V248H222V246ZM1 246V245H0ZM39 246H41L42 247V245H39ZM63 246V245H62ZM108 246V245H107ZM106 246V247H107ZM124 246V245H123ZM136 246V245H135ZM144 246V245H143ZM146 246V245H145ZM148 246H149V244H148ZM150 246V247H151ZM160 246V245H159ZM177 246H176V248L175 249H177ZM191 246V245H190ZM212 246V247H211ZM219 246H220V244H219ZM31 247V246H30ZM33 247V246H32ZM35 247V246H34ZM33 247V248H34ZM44 247V246H43ZM47 247V246H46ZM65 247V246H64ZM64 247L62 248V250H64ZM74 247V246H73ZM87 247V248H86ZM112 247V246H111ZM117 247V246H116ZM115 247V248H116ZM122 247V246H121ZM132 247V246H131ZM156 247H158L157 245H156ZM178 247V248H179ZM194 247V246H193ZM196 247V246H195ZM199 247V246H198ZM251 247V246H250ZM27 248V250L29 249L28 247H26ZM53 248V247H52ZM60 248V247H59ZM59 248H56L58 251L60 250ZM76 248V247H75ZM78 248H79V246H78ZM101 248H103V246L101 247ZM104 248H105V246H104ZM104 248H103V250H104ZM118 248V247H117ZM147 248V247H146ZM153 247H151V249H152ZM163 248V247H162ZM162 248H159L160 250V252H161V250L163 251L164 249H162ZM164 248H166V247H164ZM167 248H168V246H167ZM168 248V249H169ZM183 248V247H182ZM181 248V249H182ZM190 248V247H189ZM188 248V249H189ZM191 248H192V246H191ZM201 248V247H200ZM239 248V247H238ZM55 249V248H54ZM53 249V250H54ZM93 249V248H92ZM106 249V248H105ZM108 249H111L110 247H108ZM135 249V248H134ZM151 249H149V250H147V251H149V253L151 252ZM157 249V248H156ZM168 249H167V251H168ZM193 249V248H192ZM191 249V250H192ZM202 249V248H201ZM208 249V250H209ZM219 248H216V250H214L213 252H219V250H218ZM227 249V248H226ZM251 249V248H250ZM56 250V251H57ZM74 250V249H73ZM72 250V251H73ZM133 250V249H132ZM191 250H185L184 252H190ZM200 250V249H199ZM199 250H195L197 253H198V251ZM218 250V251H217ZM22 251H23V247H22ZM38 251V250H37ZM36 251V252H37ZM74 251H77V250H74ZM153 251V250H152ZM165 251V250H164ZM163 251V252H164ZM183 251V250H182ZM193 252H194V249L192 250ZM203 251H204V249H203ZM210 251V253H211V249L209 250ZM208 251V252H209ZM220 251H222V249L220 250ZM92 252V250L90 251V253ZM99 252V251H98ZM101 252V251H100ZM110 252H113V251H111L110 250ZM124 252H126V251H124ZM156 252H158V250L156 251ZM170 252V251H169ZM184 252H182L183 253V255H185L184 254ZM201 252V251H200ZM205 252V251H204ZM205 253V254H208V256L210 255V253ZM216 252L215 253H212V254H216ZM38 253V252H37ZM40 253V252H39ZM59 253V252H58ZM89 253V252H88ZM103 253V252H102ZM121 253V252H120ZM146 253V252H145ZM162 253V252H161ZM173 253V252H172ZM179 253H180V251L178 252V255H179ZM182 253H180L181 255H182ZM195 253V252H194ZM220 253V252H219ZM218 253V254H219ZM61 255L63 254V252L62 253H60ZM68 254V253H67ZM94 253H91V255H93ZM95 254H96V252H95ZM97 254H99V253H97ZM112 254V253H111ZM111 254H108V255H111ZM129 254V253H128ZM135 254V253H134ZM138 254V253H137ZM153 254V253H152ZM155 254V253H154ZM169 254V253H168ZM177 254V253H176ZM187 254V253H186ZM190 254H192V252L190 253ZM211 254V255H212ZM255 254V253H254ZM40 256H42L41 254H39ZM74 255V254H73ZM76 255V254H75ZM90 254H89V256H91ZM106 251H105V256L104 257H106ZM107 255V256H108ZM193 256H195L194 254H192ZM192 255H189V256H191L192 257ZM201 255H204V253L202 252V254H199V258L201 257ZM210 255V256H211ZM222 255V254H221ZM44 256V255H43ZM63 256H64V254H63ZM119 256V255H118ZM134 256V255H133ZM187 256V255H186ZM189 256H187V257H189ZM197 256V255H196ZM195 256V257H196ZM206 257L205 258H207L208 256L207 255H205ZM209 256V257H210ZM46 257V256H45ZM45 257H44V259H45ZM70 257V256H69ZM69 257H67V258H69ZM94 257V256H93ZM100 257V256H99ZM136 257V256H135ZM154 257H156V255L154 256ZM187 257H185V260H184V262L186 261H190L191 262V260H195V259H191V258H187ZM264 257V256H263ZM41 258V257H40ZM92 258V257H91ZM96 258V257H95ZM95 258H93V259H95ZM98 258V257H97ZM102 258V257H101ZM152 258V257H151ZM173 257H171V258H169L170 260L172 259ZM180 258V257H179ZM189 259V260H187V259ZM197 258V257H196ZM203 258V257H202ZM201 258V259H202ZM204 258V259H205ZM258 258V257H257ZM42 260H43V262H44V259L43 258H41ZM70 259H71V257H70ZM73 259V258H72ZM100 259V258H99ZM103 259V258H102ZM107 259V258H106ZM109 260H111V261H113L114 259H115V257H114V259H113V256H112V259L110 258V256H109V258H108ZM108 259H107V261H108ZM140 259V258H139ZM146 259V258H145ZM191 259V260H190ZM204 259H202V260H204ZM262 259V258H261ZM260 259V260H261ZM14 260V259H13ZM34 260V259H33ZM82 260V259H81ZM137 260V259H136ZM175 260H176V258H175ZM175 260H173L174 262H175ZM179 260H181V258L179 259ZM196 260H199V259H196ZM234 260V259H233ZM253 260H254V258H253ZM10 261V260H9ZM74 261H76V263L77 264H79L78 263V261L75 259ZM101 261V260H100ZM105 262H106V260H104ZM140 261V260H139ZM148 261V260H147ZM177 261V260H176ZM235 261H237V260H235ZM250 261V260H249ZM248 261V262H249ZM252 261V260H251ZM11 262V261H10ZM73 262V261H72ZM81 262V261H80ZM114 263H115V261H113ZM118 262V261H117ZM151 262V261H150ZM167 262V261H166ZM180 262V261H179ZM185 262V263H186ZM207 262V261H206ZM205 262V263H206ZM3 263H4V261H3ZM25 263V262H24ZM40 263L41 264H44V263H42V261L40 260ZM75 263V264H76ZM82 263V262H81ZM108 263H110L109 261H108ZM162 263V262H161ZM202 263V262H201ZM239 263V262H238ZM0 264H2V259L0 260ZM6 264V263H5ZM100 264V263H99ZM104 264V263H103ZM110 264H112V263H110ZM148 264H150V263H148ZM152 264H153V262H152ZM189 264H191V263H189ZM212 264V263H211ZM231 264V263H230ZM240 264V263H239ZM245 264V263H244ZM251 264V263H250ZM256 264H257V261H256Z\"/></svg>", "mask_w": 264, "mask_h": 264}, {"label": "rangeland", "instance_id": "obj_2", "mask_svg": "<svg viewBox=\"0 0 264 264\" xmlns=\"http://www.w3.org/2000/svg\"><path fill=\"white\" fill-rule=\"evenodd\" d=\"M125 1H128V0H125ZM129 1H133V0H129ZM216 1V3H221V0H215ZM232 0H227V4L228 5H241V4H243V3H245V2H247V0L245 1V0H233L232 2H231ZM241 1V2H240ZM135 1H133V3H134ZM132 3V2H131ZM132 3V4H133ZM209 3H211V4H213V3H215L214 1H212V0H210V2ZM258 4H259V2H256V1H250L249 2V6L250 7H257L258 6ZM210 8V7H209ZM241 10H246L245 8H241V9H238V10H230V11H237V12H239V11H241ZM66 11H70L71 13H73L74 11L76 12V10H74L73 8H72V11H71V8H68V10H66ZM69 12V13H70ZM187 12L189 13V12H191V14L189 13V15H192L195 11L193 10V13H192V10H187ZM254 14H256V15H263L264 14V11H256V12H254V11H252ZM40 13V12H39ZM250 14H253V13H251V12H249ZM260 13H262V14H260ZM194 14H196V12L194 13ZM198 14H200V13H198ZM217 18H220L219 16H216ZM72 19L75 21H72ZM115 22H117V21H115ZM75 23V24H74ZM80 24L78 21H76L75 20V18L74 17H72L71 19H69L68 20V22H66V24H65V29H64V33H65V35H66V38L67 39H65L67 42H66V44L67 45H69V47H68V50L67 49H64L65 51V53H67L68 52V54H70L69 55V57L67 56V58H70L69 59V61H66V64H65V71H66V69H68V67H69V69H71L70 68V66L73 68H75V70H74V68H73V70L75 71H73V70H70L71 72H70V74H69V72L67 73V76H66V80H65V83H63L64 82V80L63 81H60V82H58L57 83V79L55 78H53V76H54V74L55 75H57V73L58 72H53L51 75H53L52 77H51V79H49V81L51 80V82H50V85L52 86V87H54V86H59L60 85V87H59V90H62V92H63V89H64V86H66L67 84H70L71 85V87L73 86V85H75V87H72V88H74V89H77V91H75L74 89H72L71 87L69 88V85H67L68 86V88L67 89H69L68 91H67V89H66V87H65V89L66 90H64V92L63 93H65V91H66V93H68V94H66L65 93V95H64V97L66 98V96H67V98H68V100L70 99V97H71V95L72 94H74L73 96L75 97L76 95H77V99L76 98H74L73 100V103H72V100H70V101H68V105H69V103H71L72 104V106L74 107V106H77V108L75 107V108H73L72 106L70 107V105L68 106V105H66V107H69V108H66V110H67V113H69L68 111H72L73 109H78V111H80L79 112V115H80V117H83V115H86L87 116V118H89V117H94V115H88L87 114V111H86V109H85V107H86V104L88 103V102H90V103H92V102H94L95 103V105L97 106V107H99L100 108V111H102V112H100V111H97V115L100 117L99 119H101V116L102 117H104L105 119L106 118H108V115H109V111H110V113H113L112 114V117H109V119H111V120H108V119H106V122L105 121H103V120H105L104 118H102L101 120H100V122H96L97 123V126H98V124H99V127H97L96 126V123H94L95 121H94V119L92 118H89V121L91 120L93 123H94V125L97 127H95V126H93L92 127V124L91 125H88V126H84V127H81L80 129L78 128V127H80V125L79 124H77L76 122H74V121H72L71 122V120H67V123L65 124V126H66V128H67V130L69 129V132H73L72 134L70 133V135H71V137L72 138H74V136H76L75 137V139L77 140H82L86 145L85 146H88L89 147V149H92L93 148V150L92 151H95V152H99V154H100V156L101 157H103V155L105 154L106 155V157H105V155H104V157L101 159L100 157H97V156H95V155H93V153H90L91 151H89L88 150V152H87V149H85V148H83L82 146H79V145H76V144H74V143H72V142H70L69 141V144H72V146H74L75 145V147L76 148H78V149H80L81 151L83 150V152L85 153V154H87L89 157H91L92 159H94L96 162H98V161H100L99 163L102 165V163H103V166L105 165V166H107L108 167V165H106V161L108 160V159H110L111 157H112V155L114 154V152H112V148L111 147H113L114 145H112V144H115L114 142L116 141V143L119 145L120 144V146L122 145V144H124L126 141H127V139H129V140H132V137H134V138H136L137 137V135L135 134V135H132L134 132L136 133V132H141V129L142 128H144L145 127V129H143V132H144V136H146V132H147V136L149 137H147V138H145V137H142V138H140L141 137V134H143V133H139V136L136 138V139H138L137 140V144L135 145V141H136V139H135V141H134V138H133V142H132V144H134L136 147H138L139 146V143L141 142V140L143 139L144 141H142L141 142V145L140 146H142V147H140L141 148V150L143 149V147H145V149L143 150V151H146V149H148V150H151V149H154V151L156 152V150H157V152H156V154H155V152L153 151V152H151L150 151V153H147V152H143L142 154L140 153V152H138V153H140L141 154V156H140V154H136L135 156H134V158H139V159H142V161H146V159H148L147 161H146V164L145 165H147L148 163L147 162H149V166H150V164H151V167H149L148 165H147V168H145V169H143L144 170V172L140 169V171H141V173H143V174H141L140 173V171H139V174L140 175H138L137 173L135 174V172H132L133 174H131L128 170H125L126 169V167L127 166H125V169H124V171H126V174H128V176L131 174V175H136V177L137 178H140V179H143V180H145V176H147L148 174H152V173H156L157 171H159V170H161L162 168L163 169H166L167 171H169L170 169H172L173 168V165H174V163L176 162V165H174V166H176L175 168H173V169H175V171L176 172H174L173 170H171V172H169L168 174H170V175H174L173 173H176L177 174V172H181V175H179L180 173H178L177 175H179V177H178V179L180 178V176H182L183 174H186V171H187V175H185L183 178L181 177L180 179H182V180H184V181H186V179L187 180H189V178H190V182H189V184H191V186L193 187L194 185H196L195 186V188H193V190H192V192L193 193H190L191 194V197H188V199H190V200H186V199H184L183 198V200L182 199H179V198H177V197H175V195H173L171 192H169L168 193V189L166 190V189H163L164 190V193L166 194V191H167V194L165 195L164 193H163V191H162V189H159V191H157V192H159L158 194H159V196H155L156 198L158 197L159 198V200H161L160 202L162 203V204H164V202H166L165 204L167 205V204H169L170 205V208L173 210L172 212H171V209H170V211H168V208L169 207H167V210H166V206L165 205H163L161 208H160V210H161V212H160V210H158V209H156V208H154V207H149L150 205H147V204H143L142 202H138L137 200H135L136 202H138L137 204H139V205H137L136 204V202L135 201H133L132 202V200L134 199L132 196H131V198L130 197H126L127 199H124V197L122 196H118V197H120L119 199H117L116 201H113L114 200V198L116 199V198H118L115 194H114V191H115V193L116 192H118V193H116V194H121L122 193V191H124V190H122L121 192H119L121 189H123L122 188V185H121V183H119V184H115V183H112L111 181V183L109 182V179H108V177H106V175H104L105 177H103V175L101 174V173H96V171L94 172L93 170H91L90 171V169H87V173H86V168L85 167H83L82 165V167H83V169H84V173H86L87 174V176L88 175H91L90 177H91V180H93L94 178V180L96 181H94L95 183H91V181L89 180V179H86V178H90L89 176L87 177L86 176V174H85V176L84 177H86V178H84L83 176H81V178H80V180L81 179H83V181H85V182H80V180H78V182H76L75 180L76 179H78V178H76L77 177V175H74V179L73 178H71L70 176V178L68 177V175L67 174H65L66 173V166H64V165H62V163L61 162H58V160H52L54 163H55V161L57 162L56 164H53V165H50V163L48 162V161H45V160H43L41 157H40V155L38 154V153H32V152H30V151H24V152H22V149L23 148H27L28 146H26L25 144L27 143V142H31V144H33V145H36V146H40L39 144L41 143V142H43V140L44 139H42V137L39 135V134H36L37 136H34V134L32 135L31 134V131H32V129L31 128H29L28 129V127L27 126H24V125H22V124H20V123H17V121L14 123V126H11V125H6V124H4V127L6 126V128H8V130H9V132H10V134H13V136H14V138L15 139H17L19 136H20V134L21 135H24V137L26 138V143L24 142V143H21V141L20 142H18V140H17V144H15V146H17V147H14V149L15 150H17L18 151V153L19 154H22V156L20 157V158H18V160L17 161H14L15 162V165H17V163H19V162H21V161H23L24 162V164H23V166H22V164H21V167H23V168H21V167H19V168H17V167H14L15 165H14V163H13V161H12V163L13 164H11V160H10V158H9V156H11L10 154H8V155H5V157L7 158L6 160H4L3 162H2V164H4V165H7V166H11V165H13V166H11V167H8V172L12 175V177H15L16 178V180L17 181H19L20 180V183L22 184V186H23V188H25L26 190L28 189V186L27 185H25L26 184V179H27V184H28V182H29V180H31V184H30V182H29V188H33V187H35L36 189H34V190H36L37 191V189H39L40 187L39 186H41L42 184H44V185H42L41 187L42 188H40V190L42 189L43 190V192H45V191H51V189H53V188H55L56 189V191H57V195H54V196H56L57 198H59L58 199V202L59 203H61V204H59L60 206H61V214L62 215H64V216H62L61 218H60V220H66L65 222L68 224V222L70 221L71 222V226H73V224L75 225V224H77V225H75V226H73V228L71 227L70 228V225L68 224V226L66 227V226H63L64 227V230L62 229V225H60L59 226V224L57 223V228H56V230H57V235L59 234V231H61L62 230V233H63V231H65V228H66V231H67V228H68V231L71 229V230H73L74 229V227L76 228V230L74 229V232H75V234H73V231H69V233H68V231L65 233H63L62 235L61 234H59V236L60 237H58L57 238V240H59V241H57L56 240V237L54 238V236H52L53 238L52 239H48L47 240V242H45L44 241V239H38V238H35L34 236H33V234H35V233H32V234H29V233H31L30 231H26V230H23L24 232H21V230L24 228H22V227H20L21 225V223L23 222H27V221H24V220H28V218H31V217H33V216H38V215H40L41 216V213L40 212H36V213H28L27 212V210L26 209H24L26 206H27V209L29 208V207H31V206H33V204L35 203V204H40L41 206H42V208L44 207V209L47 207V206H49L48 204H45L44 203V201L48 198V197H51V196H53V195H49L48 196V194H45V195H41L40 196V198L39 197H29V196H27V195H29V194H22V193H20V197H16V196H14L13 198H11V199H8V200H6V201H3L2 202V200H0V216L1 215H3V216H6V218L4 217H0V218H2V220L3 221H5V220H7L8 221V223H7V221H5L7 224H9V226H11V227H8V228H4V227H2L1 228V226L2 225H0V260L2 259V264H41L40 263V260L42 261V263H44V264H75L76 263V261H74L75 259L78 261V263L79 264H110V263H112V264H148V263H150V264H152V262H153V264H189V263H191V264H256V261H257V264H264V192L262 191V190H260L259 189V187L260 186H263L264 185V169H261L260 167H261V164H259V163H263L264 162V140L262 141V138L264 139V125H263V123H264V105H262V104H264L263 102H264V100H263V98H264V96L262 97L261 95H264V94H261V93H263L264 92V90H263V88H262V86H260L261 85V83L260 82H262L263 84H264V77L262 76L261 78L263 79V80H261L260 82H259V80H260V78H259V80H258V78H257V76L256 75H254L252 72H254L252 69H250L249 67H247V66H245L244 65V63H243V67H244V72L242 73V69H240V67L239 66H241V64H239L238 63V61H235L236 63H234V61H233V63H234V65L235 64H237V66H238V68L236 67V65L234 66L233 64V66L235 67H233L232 65H231V63H232V61H229V60H226L225 61V64L226 63H228L229 62V64L232 66V68H234V69H236V70H234V69H232L231 71H232V74H233V76L234 77H232V74H231V71L229 70V72H228V69H229V67H230V65H228L227 64V66H228V68L227 67H225L224 65L222 66V71H220V70H216V71H214L213 69H211L210 70V68H209V74H211V73H213L214 72V74H212L211 76L208 74V69H206V70H202L203 72H205V75H203L202 76V78H204V79H206L205 80V82L208 80L209 82H211V84H209L208 82H206V83H204V84H207V86L209 87L210 85H212V83H213V85H214V80H216V82L217 83H219V84H221L223 81H224V83H222V85L223 86H220L219 84H218V86H219V88L217 87V83H215V85H216V87H215V85H214V88H213V86H210V89L206 86V85H204V84H202L201 85V83L204 81V79H200V74H201V72L202 71H200V73L197 71V69L196 68H198L197 67V65L195 66L196 68H192V71L190 72V75L191 76H193V77H191V78H194L195 77V74L197 75V74H199L198 76H196L195 78L197 79V77H199L198 79H197V81L198 82H195V80H193L195 83H193L192 81V83L193 84H196V86L194 85V87H196V88H198L199 86V88L201 89V93H199L200 92V89H197V90H195L196 88H194V89H190V91L192 90V91H194V93H196V94H192L191 92H189V96H187V95H184L186 92H188V90H189V87H188V83L190 84V86H193V84H191V82H189V78H188V81H187V79H186V81L188 82H186V81H184L185 83H183V80L181 79V77H179V75L177 76V75H168V74H164V76L165 77H170L171 78V76H173V78H171V81L170 80H168V79H170V78H165L164 76H161V78H157V77H150V79H152L153 80V78H154V81L155 82H153V85H159L160 83H161V85H162V87H163V85L164 84H166L167 83V85H164L165 87V89H157L158 90V92L156 91V90H154V89H151L152 91V93L151 92H148V93H146L147 95H140V102H142L143 104H144V106L142 105V107H141V105H138V106H135V108L134 107H130V108H128V110H127V107H126V110L128 111H124L123 109H125L124 108V106H122V108L121 107H119V106H116V107H119V108H121L122 110H120V109H118V111L120 110V112L122 111H124V113H122V115H124L125 116V119H126V121L124 120V122H123V119H124V117H120L118 114H120V112H118L117 111V109L116 108H114L112 105H110V106H112L113 108V110L114 109H116L115 111H111V108H110V106L108 105L109 103H107L109 100H110V104H112L113 102L115 103V98L117 97V98H119L120 100H124V98H125V100L124 101H126V99L128 98V99H130V98H132L133 96L131 95V94H133V93H127V95H130V96H128L127 98H126V94H124L123 96H121L120 97V95H122L123 93H126V92H121V94L120 93H117V94H114V92L113 93H111L112 91L110 90V94H111V96H110V94H109V91H108V88H106L105 89V87H100L99 85L97 86V81H96V79H94L95 78V72L94 71H92V70H94L92 67L93 66H91V64H89V61L88 60H91V59H95L94 58V56H99L100 58L102 57V56H100V51H97L96 52V54H95V47L96 46H94L95 44L94 43H92V41L90 40V38H91V32L89 31L90 29H88L87 27L85 28V30H82L83 29V27H79L78 26V24ZM207 23H208V25H210V26H212V28H217V30H218V27L219 28H230V27H234V25H236V24H239V25H244L245 23H246V20H244L243 22L242 21H236L235 23H231V22H221L220 20H216V19H214V21H209V22H207L206 21V23H200V24H206L205 26H208L207 25ZM254 23V22H253ZM10 23H3V24H1L0 25V35H2L3 33H6L7 34V32H9V34L11 35V36H13L14 38L16 37V39H21L22 40V36H20V33L18 32H16L17 30H23L22 28H25V27H23V26H19V27H15V25L14 24H12V25H9ZM214 24H215V26H214ZM43 25V24H42ZM76 25V26H75ZM239 25H238V27H239ZM253 25H255V26H260L258 23H254ZM223 26V27H222ZM2 28V29H1ZM10 28V29H9ZM18 28H21V29H18ZM67 28H69V29H67ZM71 28V29H70ZM240 28H242V27H240ZM240 28H238L239 29V31L240 30H242V29H240ZM5 29H7V30H5ZM25 29H28V28H25ZM81 29V30H80ZM29 30V29H28ZM30 30H32V29H30ZM66 30V31H65ZM70 31V33H69V31ZM80 30V32H78ZM217 30H215V31H217ZM4 31V32H3ZM6 31V32H5ZM14 31V32H13ZM33 31H35V29L33 30ZM33 31H30V32H32L33 33ZM82 31V32H81ZM237 32H238V30H237ZM73 33V34H72ZM79 33L81 34V35H83V38H84V40L85 41H83L84 43H82V41H79V40H76V36L77 35H79ZM90 33V34H89ZM256 35H258V31H256V32H254ZM68 34V35H67ZM70 35V36H69ZM68 36V37H67ZM238 37V38H237ZM236 37V41H237V45H238V47H239V45H240V49L242 50V51H245V55H246V57H247V60H249L250 61V59H251V62H254V59H255V62L254 63H260L261 61H263L264 62V49H259V51H251L250 52V48H249V50H248V48H246L247 47V45H248V47H250V45L247 43V44H245L246 42H247V40L246 39H248V38H246V37H242V39H241V36L239 37V34H238V36ZM35 38V37H34ZM80 38V37H79ZM240 41H239V40ZM244 39V40H243ZM18 40V41H19ZM65 40H64V42H65ZM75 40V41H74ZM243 41V42H242ZM23 42V41H22ZM25 42V41H24ZM242 42V43H241ZM41 43V42H40ZM70 43H71V45H70ZM73 43L75 44H79L78 46H76V44L74 45V47H71L72 45H73ZM86 44V45H85ZM64 45H65V43H64ZM67 45H65L66 46V48H67ZM80 45H82V47L80 46ZM88 45V48H89V50H88V48L86 47ZM92 45V46H91ZM90 46V47H89ZM245 46V47H244ZM71 47V48H70ZM87 48V51L89 52V56L90 57H93V58H91L90 59V57L86 54L87 53V51H86V55H87V58H85V56L86 55H84L83 54V52H82V48L83 49H86ZM93 48V50H92V48ZM76 48V49H75ZM79 48V49H78ZM69 49H72L71 51L69 50ZM81 49V50H80ZM0 50H1V48H0ZM76 50V52H74ZM252 50H254L253 48H252ZM67 51V52H66ZM81 51V52H80ZM92 54H91V53ZM263 52V53H262ZM72 53V54H71ZM75 53V54H74ZM248 53H249V55H248ZM254 53V54H253ZM253 54V56H251ZM73 55H75V59L73 60V58H74V56L72 57ZM79 55V60L77 59V57L76 56H78ZM82 56V57H81ZM83 56H84V58L86 59L85 61H84V58H83ZM249 56V57H248ZM88 57H89V59H88ZM177 57V56H176ZM175 57V58H176ZM259 59H258V58ZM82 58H83V61H82ZM250 58V59H249ZM253 58V59H252ZM88 59V60H87ZM177 59V58H176ZM258 59V60H257ZM262 59V60H261ZM261 60V61H260ZM25 62V61H23V60H19V62ZM78 61H81L82 62V64H81V62H78ZM88 61V62H87ZM92 61V60H91ZM90 61V62H91ZM260 61V62H259ZM19 62H18V64L17 63H15V64H17V65H19L20 66V64H19ZM85 62H87V63H85V65H84V63ZM169 62H173V60H170ZM241 62V61H240ZM68 63V64H67ZM14 64V65H15ZM21 64H23V63H21ZM25 64V63H24ZM89 64V65H88ZM239 64V65H238ZM17 65H15L16 67V69H17ZM66 65H68V66H66ZM75 65V66H74ZM77 65H80L79 67H81V68H79ZM19 66H18V68H19ZM24 66V65H23ZM26 66V65H25ZM24 66V69L25 68H27V67H25ZM77 66V67H76ZM88 66V67H87ZM67 67V68H66ZM82 67H83V69H82ZM87 67V68H86ZM92 69H91V68ZM246 67L248 68L247 70H246ZM199 68H202V69H205V68H203V67H199ZM224 68V69H223ZM227 68V69H226ZM21 69L23 70V68H22V65H21ZM88 69V70H87ZM194 69V70H193ZM196 69V70H195ZM231 69V68H230ZM249 69H250V71H251V73H252V75H249L250 74V71H249ZM22 70H20L21 71V73H23L22 72ZM77 70V71H76ZM80 72H79V71ZM191 70V69H190ZM224 70V71H223ZM227 70V71H226ZM241 72H240V71ZM16 71H18V70H16ZM197 71V72H196ZM220 71V72H219ZM236 71H239L238 72V74H237V72ZM19 72V71H18ZM30 73H31V71H29ZM85 72V73H84ZM196 72V73H195ZM202 72V73H203ZM211 72V73H210ZM217 72H219V73H217ZM224 73V75L225 76H223L222 74ZM234 72H236V75H238V77L237 76H235V73ZM29 73V74H30ZM226 73H228V74H231L230 76H231V80H233V79H235V78H245V75L244 74H248L250 77L251 76H255V78H253V77H249L248 75V77L246 76V78L245 79H248V81L246 80H243V79H241V81L240 80H238L239 82H235V83H237L235 86H234V89H235V87H236V89L237 90H240V91H237L236 89H235V92L233 93L232 92V94H233V96L235 95V97L237 98L238 96H239V94H240V96H241V94H242V97L240 98V100H239V97L237 98L239 101H237V99H235V97H233L232 95V97H230V95L228 94V93H230L231 94V92H227V91H229V89H227L226 88V85H228V84H230L231 82H230V80H228V79H230L229 78V76H226L227 74ZM74 74V75H73ZM82 74V75H81ZM216 74H219L218 76H219V78H218V81H217V79L215 78L214 79V76L216 75ZM223 76V78L224 77H227L226 79L224 78V79H222L221 77V75ZM24 75V74H23ZM50 75V74H49ZM160 75V74H159ZM206 75H209L211 78L210 79H208L209 78V76L207 77ZM240 75H243L242 77H240ZM72 76V77H71ZM88 76V77H87ZM89 76H90V78H89ZM92 76L94 77V78H92ZM206 76V77H205ZM217 75L215 76V77H218ZM69 77V78H68ZM78 77V78H77ZM84 77V78H83ZM163 77V78H162ZM180 78V80H179V78ZM76 78V79H75ZM81 78H82V81L83 80H86L87 78L88 79H90L89 81H92V82H89V81H87L86 80V83L87 82H89V83H87V84H85L84 82H81ZM158 80H157V79ZM167 79L165 82H162V80L161 79ZM177 78H178V80L179 81H177ZM190 78V79H191ZM223 80V81H221V79ZM233 78V79H232ZM257 78V79H256ZM69 79L71 80V81H69ZM73 79V80H72ZM74 79H75V81H74ZM174 81H173V80ZM175 79H176V81H175ZM200 79V80H199ZM212 79V80H211ZM214 79V80H213ZM254 80L253 82L252 81H249V80ZM185 80V79H184ZM192 80V79H191ZM211 80V81H210ZM220 80V81H219ZM243 80V81H242ZM256 80L258 81V82H256ZM53 81H55V84H54V82ZM164 81V80H163ZM169 81V82H168ZM202 81V82H201ZM213 81V82H212ZM227 81H228V84H227ZM244 81L246 82V83H244ZM69 82V83H68ZM157 82V83H156ZM159 82V83H158ZM179 84V87L178 86H176L177 84ZM182 82V83H181ZM200 82V83H199ZM248 82V83H247ZM252 82V85L250 84ZM60 83V84H59ZM72 83H73V85H72ZM156 83V84H155ZM169 83H170V85H169ZM173 83V84H172ZM198 83V84H197ZM239 83V84H238ZM256 83V84H255ZM257 83H258V88L256 87L257 86ZM53 84V85H52ZM57 84V85H56ZM62 84H65V85H62ZM76 84H78V87L76 88ZM79 84H82V86H84L83 88H81L82 86L80 85L79 86ZM84 84V85H83ZM89 84V85H88ZM91 84V85H90ZM174 84H176V85H174ZM185 85L186 84V86H183V85ZM244 84H246V85H244ZM255 84V85H254ZM63 86V88H62V86ZM180 85H182L183 87H188L187 89H185V88H183L182 87V89H183V91H181L182 89L180 88L181 86ZM240 85V86H239ZM243 85H244V87H245V89H243L244 87H243ZM249 85V86H248ZM89 86H92V87H89ZM98 87V89H99V87H100V89H101V91H102V88H103V90L105 91H103V92H101L100 90H98V89H96L97 87ZM169 86V87H168ZM171 86V87H170ZM174 86H175V88H174ZM202 86H206V89L208 88L209 90H207L208 91V93L210 94L211 92L214 94L215 92H214V89L217 91L214 95H212V94H210V95H212L211 97H209L210 99L209 100H211V102H208V100H204V98L203 97H201L204 101H203V103H202V99H200L199 97L200 96H206L207 98H208V96H209V94L208 93H206L207 91H206V89H205V92L203 91V89H204V87H202ZM240 88H242V89H239V87ZM247 86H248V89H252V90H255L256 89V91H251V90H249L248 91V89H246L247 88ZM251 86H252V88H251ZM253 86H255V87H253ZM259 86H260V89H261V91H260V89H259ZM79 87L81 88V92L79 91L80 89H79ZM86 87V88H85ZM96 87V88H95ZM213 89H212V88ZM221 87V88H220ZM226 88V90H221L222 88ZM238 87V88H237ZM263 87H264V85H263ZM61 88V89H60ZM84 88H85V90H87L86 92L84 91ZM95 88V89H94ZM169 90H168V89ZM173 88V89H172ZM179 88V89H178ZM217 88H218V90H217ZM254 88V89H253ZM72 89V91L71 92H73V93H71V92H69L70 90ZM90 89H92L91 90V92H89V90ZM166 89H167V91H166ZM170 89H172V91H170ZM176 89H178V91L176 90ZM257 89H258V91H259V93H258V91H257ZM53 90H55V89H53ZM159 90H160V93H159ZM162 90H164V91H162ZM173 90H175V91H177V92H174ZM184 90L186 91L184 94L182 93V92H184ZM210 90H212V91H210ZM223 92L224 91V93H222L221 91ZM82 91H84L83 93H85V95L82 93ZM108 91V92H107ZM170 91V92H169ZM181 91V92H180ZM204 92V94L203 95H201L203 92ZM210 91V92H209ZM226 91V92H225ZM234 91V90H233ZM79 94H81L82 96H83V98L86 100V98L87 99H89L88 100V102H86L85 103V100L82 98V96L81 95H79ZM87 92L88 93H91V94H87ZM102 93L101 95H103L102 97H104L103 99L102 98H98V99H100V103H98V102H95V100L94 99H97V97H101V95H98V94H94V93ZM108 94H107V93ZM168 93V94H165V93ZM174 92V93H173ZM180 92V93H179ZM241 92V93H240ZM258 94H261V95H258ZM261 92V93H260ZM17 93V92H16ZM19 93V92H18ZM71 93V95H69ZM159 94V95H157V94ZM174 94V96H173V94ZM199 93V94H198ZM222 95L223 97H227V95H228V97H227V99H221V97H220V95ZM239 93V94H238ZM104 94H106L105 96H104ZM114 94V95H113ZM151 94V95H150ZM152 94H153V96H152ZM162 94V97L160 96ZM164 94V95H163ZM171 94V95H170ZM177 94H178V97H177ZM180 94L182 95V96H180ZM187 94V93H186ZM217 94L219 95V96H217ZM78 95H79V97H78ZM91 95V96H90ZM139 95V94H138ZM150 95V96H149ZM193 95H195V96H193ZM200 95V96H199ZM244 95H246V97H248L249 98V100H248V98H244ZM253 95H256V97L258 98V96H259V98L258 99H254L253 98ZM72 96V97H73ZM80 96H81V100L83 101V103H80V102H82V101H80L79 100V98H80ZM87 96V97H86ZM94 96V97H93ZM132 96V97H131ZM156 96V97H155ZM157 96H158V98H157ZM164 96H166V98H164ZM173 96V98H171V97ZM191 96V97H190ZM198 96V97H197ZM213 96L214 97H216V98H218V99H215V102L216 101H220L221 100V104H220V102H216V104H218V106L217 105H215V106H213V104L212 103H214L215 104V102L214 101H212V100H214V98H213ZM250 96H251V98H250ZM88 97H90V98H88ZM107 97H109V98H106ZM110 97H111V99L113 100L112 102H111V99H110ZM112 97H114V98H112ZM124 97V98H123ZM136 97H137V95L136 96H134L133 98L134 99H136ZM145 97H147V98H144ZM152 97V98H151ZM170 97V99H172V100H169L168 98ZM188 97V98H187ZM205 97V99H207ZM219 97H220V100H219ZM230 97V98H229ZM255 97V96H254ZM260 97H262V98H260ZM67 98H66V100H67ZM92 98H94L92 101H91V99ZM117 98H116V100H117ZM123 98V99H122ZM144 100H143V99ZM162 99L163 101H161L160 99ZM191 98V99H190ZM213 98V99H212ZM229 98V99H228ZM231 98H233V99H231ZM98 99H97V101H98ZM103 101H107L106 103L105 102H102V103H104L105 104V108H104V110H103V108H101V106L102 107H104V104L102 105L101 104V101L102 100ZM118 99V100H119ZM139 99V97H137V100ZM165 99H167V100H165ZM241 99H243L242 101H241ZM244 99H246L245 101H244ZM117 100V101H118ZM133 100V99H132ZM143 100V101H142ZM146 100V101H145ZM148 100V101H147ZM156 100V101H155ZM158 100H160V101H158ZM234 101L235 102V104H234V102L232 103V105L234 104V105H236V103H237V105H241L242 103L243 104H246L247 103V105H241V108H240V106L238 107L237 105H236V107L235 108H231L232 106L229 104V101ZM254 100H256V102L257 101H259L260 103H256ZM261 100H262V102H261ZM3 101L4 102H6V103H8L9 105H11L12 107H14V108H17L18 110H19V108L18 107H16V105H13L11 102H9V101H7L5 98L3 99ZM78 101H80L79 103H80V106H78L79 105V103L77 104V102ZM154 101V102H153ZM159 103H158V102ZM168 101V102H167ZM172 103H171V102ZM175 101H176V103H175ZM199 101H201V102H199ZM227 101H228V103H227ZM246 102V103H244V102ZM249 102V104H248V102ZM144 102H146L147 104V106L145 105V103ZM149 102V103H148ZM151 102V103H150ZM162 102V103H161ZM165 102V103H164ZM184 102V103H183ZM193 102V103H192ZM207 102V103H206ZM226 102V104L228 105L229 104V108H227L226 106H225V103ZM239 102V103H238ZM242 102V103H241ZM254 102L256 103L255 105H254ZM11 103V104H10ZM74 103L76 104V105H74ZM94 103H92V104H94ZM152 103H153V105H152ZM170 104V105H168V104ZM179 103V104H178ZM209 103H211V104H209ZM241 103V104H240ZM252 105H251V104ZM83 104V106H85V107H83V106H81ZM98 104L99 105H101V106H98ZM162 104V105H161ZM175 104V105H174ZM182 104V105H181ZM200 104H201V106H200ZM222 104H223V106H222ZM115 105V104H114ZM150 105L151 106H153L154 107V109L156 110V107L157 108H159L160 109V107H161V111H165L164 113L163 112H161L160 113V111H159V109H157V111H155L154 109H151L152 107H150ZM155 105H156V107H155ZM160 105V107H158ZM164 105H165V110H164ZM180 105V106H179ZM187 105V106H186ZM210 107H209V106ZM221 105V106H220ZM256 105H257V108H256ZM259 105H262V107L260 106L259 108H258V106ZM18 106V105H17ZM109 106V108H107V109H110L109 111L108 110H106V113L107 114H105V116H103L104 114H103V112L105 111V109H106V107H108ZM139 106H140V108H139ZM181 106H182V108H181ZM199 106V107H198ZM213 106V107H212ZM231 106V107H230ZM243 106V107H242ZM81 107V108H80ZM82 107L84 108L83 110H82ZM136 107L137 108H139V110H141V111H139V110H137L136 109ZM144 107V108H143ZM150 107V108H149ZM205 107V108H204ZM225 107V108H224ZM249 107L251 110H253L254 111V113L251 111L250 113H251V115H253L252 117L253 118H248L247 117V115H246V109ZM71 108V109H70ZM73 108V109H72ZM81 110H80V109ZM144 109V110H146V111H143L142 109ZM149 108V109H148ZM162 108H163V110H162ZM170 108V109H169ZM172 108V109H171ZM207 108H210V110L209 109H207ZM239 109V111H238V109ZM245 108V109H244ZM248 108V110L250 111V109ZM133 109V110H132ZM186 109V110H185ZM207 111H206V110ZM235 109V110H234ZM243 109H244V112H243ZM20 110H22V109H20ZM85 110V111H84ZM129 110H131V111H129ZM147 110H150L149 112H152V113H150V114H152V115H150L149 114V112L147 113ZM153 110H154V112L155 113H158L157 115H155V113L153 112ZM180 111L181 110V112H180V114L178 113V111ZM189 110V111H188ZM22 111H26V110H22ZM83 111V112H82ZM135 111H138L137 113L139 114V117H138V114H136L135 113ZM183 111V112H182ZM198 111V112H197ZM99 112V113H98ZM117 112H118V114H117ZM135 113V114H133V113ZM140 112V113H139ZM206 112V113H205ZM242 112V113H241ZM24 113H26V112H24ZM102 113V114H101ZM126 113H128L127 115H126ZM130 113L132 114V116L134 117L135 115V117L133 118V117H130ZM141 113H144V114H141ZM145 113H147L148 115L147 116H145L146 114ZM163 113V115L161 116L160 114H162ZM168 113V114H167ZM173 113V114H172ZM241 113V114H240ZM205 114V115H204ZM247 114H249V112L247 113ZM116 115H118V117H120L121 119H119ZM121 115V114H120ZM128 115H129V117H128ZM140 115H142V116H144L146 119H147V121L149 120V122H150V124H149V126H148V124L146 123L147 121L145 120V118H143L142 116H140ZM152 116L153 117V115H154V119L152 118V117H150V116ZM165 115H167V116H165ZM170 115V116H169ZM185 115V116H184ZM210 115V116H209ZM244 117H243V116ZM250 115V114H249ZM248 115V116H249ZM250 115V116H251ZM107 116V117H106ZM110 116H111V114H110ZM115 118H114V117ZM159 116H161V117H159ZM172 116H173V118H172ZM187 116V117H186ZM189 116V117H188ZM214 116V117H213ZM255 116H257L256 118H257V120H261L260 122H255L256 121V118H255ZM117 117V118H116ZM127 117V118H126ZM143 119H142V118ZM147 117H149L150 119H148ZM195 117V118H194ZM123 118V119H122ZM131 118V119H130ZM132 118H133V121H132ZM136 118H138V122L136 121V123L138 124L139 122L141 123L142 121H144L143 123H144V125L146 124V126H148V127H146V126H143V124H141L142 126L141 127H139L140 125L138 124V128H140V129H138V128H136L137 127V125L135 124V126H133L134 124H130L129 125V123L130 122H135V120H136ZM141 118V119H140ZM156 118V119H155ZM159 118H161V119H159ZM170 118V119H169ZM172 118V119H171ZM211 118V119H210ZM140 119V120H139ZM174 119V120H173ZM189 119H192V120H190L189 121ZM195 119V120H194ZM209 119V120H208ZM249 119V120H248ZM112 120H113V122H112ZM122 123H124V124H122L121 125V122ZM151 120V121H150ZM155 120V121H154ZM166 120V121H165ZM183 122H182V121ZM215 120V121H214ZM250 120H253V122H250ZM263 120V121H262ZM81 121V120H80ZM108 121V122H107ZM112 122V123H114V121H119V124L117 123V122H115V126H114V129L115 128H117L119 125H121V128H123V130L120 128V127H118V128H120L121 130H119L118 128V131H117V129H116V131L114 132L113 130H111V129H113V126H112V123H110V122ZM146 121V122H145ZM158 121V122H157ZM173 121H174V123H173ZM187 121V122H186ZM245 121V122H244ZM68 122L70 123V124H68ZM78 122H79V120H78ZM127 122H129L128 123V125H126V123ZM148 122V123H149ZM152 122V123H151ZM156 122V123H155ZM171 122V123H170ZM198 124H197V123ZM201 124H200V123ZM204 122V123H203ZM207 122V123H206ZM248 122H249V126L251 127V130L249 129L250 127L248 126ZM255 122V123H254ZM154 123V124H153ZM175 123H176V125H175ZM181 123V124H180ZM218 123V124H217ZM244 123H246V124H244ZM254 123V124H253ZM257 123H259V125L257 124ZM74 124V125H73ZM76 124V125H75ZM104 124V125H103ZM152 124V125H151ZM159 124H161L160 126H159ZM162 124H164V125H162ZM173 124V125H172ZM184 124V125H183ZM250 124H252V125H250ZM260 124H261V126H260ZM156 125V126H155ZM166 125V126H165ZM177 125H179V126H177ZM192 125V126H191ZM194 125H196V127H193ZM203 125H204V127H203ZM208 125V126H207ZM244 126V125H246L247 127H248V129H246V131L244 132V134H243V132H239L240 130H242V128H247V127H242V126ZM254 125V126H253ZM74 126H76L77 127V129H79V130H77L76 129V127H74ZM108 126V127H107ZM117 126V127H116ZM123 126H125V130H124V127ZM126 126H128V128H129V131H134L133 133L131 132V134H129V133H127V130L128 129H126L127 127ZM134 128H133V127ZM150 126H151V128H150ZM153 126V127H152ZM169 126H171V127H169ZM173 126H174V128H173ZM175 126H176V129H175ZM185 126H186V128H185ZM201 126V127H200ZM207 126V127H206ZM210 126V127H209ZM10 127V128H9ZM26 127V128H25ZM69 127V128H68ZM71 127H73L72 129H70ZM94 127L96 128V130L94 129ZM112 127V128H111ZM182 127V128H181ZM191 127H193V128H191ZM213 127V128H212ZM88 128V129H87ZM102 128V129H101ZM107 128V129H106ZM135 128L136 129H138V130H136L135 131ZM155 128V131H158V132H155L153 129ZM159 128V129H158ZM166 128H168V129H166ZM171 128H172V130H171ZM190 128H191V130H190ZM204 128H207V129H204ZM210 128H211V130H210ZM221 128V129H220ZM252 128L254 129V130H252ZM260 128V129H259ZM263 128V129H262ZM11 129V130H10ZM90 129V130H89ZM94 129V130H93ZM101 131H100V130ZM130 129H132V130H130ZM134 129V130H133ZM146 129H148L147 131H146ZM152 129V130H151ZM158 129V130H157ZM161 129V130H160ZM163 129V130H162ZM178 129V130H177ZM193 129L196 131H193ZM199 129V130H198ZM263 131H262V130ZM75 130H77L76 132H75ZM81 130V131H80ZM99 130V131H98ZM108 130V131H107ZM111 130V131H110ZM151 132H150V131ZM174 130V131H173ZM175 130H177V131H175ZM179 130H180V132H179ZM181 130H182V132H181ZM242 130V131H243ZM250 132H249V131ZM258 130V131H257ZM24 131H27V132H25L24 133ZM82 131H84V132H82ZM88 131V132H87ZM93 131H95V133H93ZM103 131H105L104 133H103ZM122 131V132H124L125 133V135L127 136L128 134L129 135H131L130 137H131V139L129 138V136H128V138L125 136V135H123V133L121 134L120 132ZM148 131L151 133V134H154V136L153 135H151V136H153V137H151L150 135H148V134H150V133H148ZM166 131V132H165ZM199 131V132H198ZM208 131V132H207ZM215 131V132H214ZM235 131H236V133H235ZM252 131H254V132H252ZM263 133H262V132ZM13 132V133H12ZM76 134H75V133ZM80 132H82L84 135H82V133L81 134H79ZM86 132V133H85ZM102 133L101 135H104V137H106V139L108 140L110 137H111V132H113L112 133V136H115L114 138H113V140H111V138H110V140L109 141H111V144H108V148L109 149H111V150H109V149H106L107 147L106 146H104V148H105V150L103 149V147L101 146V144L100 145H98V144H96V138H94L95 137V135H93L92 136V134H96V133ZM107 132V133H106ZM109 132V133H108ZM171 132H172V134H173V136H172V134H171ZM178 132L180 133V134H178ZM206 132V134H202V133H205ZM231 132V133H230ZM238 132L241 134L242 133V136L241 135H239L238 134ZM252 132V133H251ZM259 132V133H258ZM24 133V134H23ZM115 133H119V134H121L120 135V139H121V137H123V136H125V138H126V141L125 142H122L123 140H125L124 138H122V140H120L119 142H118V140H119V136H117V135H115ZM127 133V134H126ZM158 133V134H157ZM169 133V134H168ZM174 133H176V134H174ZM184 133L186 134V135H184ZM188 133V134H187ZM191 133V134H190ZM192 133H194V134H192ZM198 133H200V135L198 134ZM212 135V139H211V136L209 135ZM226 133V134H225ZM233 133H234V135H233ZM246 133L248 134V137H247V135H246ZM253 134V133H256V134H253V135H251V134ZM262 133V134H261ZM75 134V135H74ZM114 134V135H113ZM118 134V135H119ZM159 135V134H163L162 136L161 135H159V136H157V135ZM166 134H168L169 135V137H173V139H175L174 141H177L178 139H179V141L178 142H174L173 140H172V137L169 139L168 138V135H166ZM196 134H198L197 136H199V137H196V140H197V142L194 140L195 139V136H196ZM202 134V135H201ZM208 134V135H207ZM228 134H230V136H236V137H231L232 139L234 138H236V139H239V140H234L233 142H232V139L230 138L229 139V136H228ZM16 135H18V136H16ZM28 135V136H27ZM79 135V136H78ZM108 136V138H107V136ZM123 135V136H122ZM174 135H175V137H174ZM189 136V138H188V136ZM193 135V136H192ZM195 135V136H194ZM206 136V138H207V136L210 138V139H206V138H204V136ZM214 135V136H213ZM227 135V136H226ZM244 135H246V136H244ZM250 135V136H249ZM255 135V136H254ZM116 136H117V138H116ZM143 136V135H142ZM160 136L162 137V138H160ZM201 136V137H200ZM203 136V137H202ZM240 138H239V137ZM259 136V137H258ZM17 137V138H16ZM24 137H23V139H24ZM81 137V138H80ZM153 139L154 137H156V138H154V139H157L154 143H153V140L151 139V138ZM167 137V138H166ZM194 139H193V138ZM251 137V138H250ZM257 137H258V139H259V141H258V139H257ZM40 139V140H37V139ZM91 138H93V139H91ZM160 138V139H159ZM164 138V139H163ZM181 138V139H180ZM188 138V139H187ZM198 138V139H197ZM244 138V139H243ZM248 138V139H247ZM11 139V138H10ZM9 139V140H10ZM35 139V140H34ZM65 139V138H64ZM74 139V140H75ZM139 139H141L140 141H139ZM146 139V140H145ZM163 139V142L162 141H160V140H162ZM203 139V140H202ZM247 139V140H246ZM254 140V141H258V142H254L255 144H253L250 140ZM261 139V140H260ZM28 140V141H27ZM30 140V141H29ZM66 140V139H65ZM80 140V141H81ZM128 140V142L127 143H125L126 144V149L127 150H129V152L127 151V152H125V148L123 147V149H124V151H122V152H120V153H129V155L131 154V152L132 151H134L135 150V146L134 145H131V141H129ZM147 140H148V142H147ZM149 140H151L150 142H149ZM168 140H169V143H168ZM170 140H172V141H170ZM188 140V141H187ZM192 141V142H190V141ZM201 140H202V142H201ZM209 141L210 140V142H209V145L208 144H206V141ZM224 140V141H223ZM228 140H229V142H228ZM40 143H39V142ZM45 141V140H44ZM109 141H107V142H109ZM113 141V142H112ZM145 141H146V143H147V145H146V143H145ZM158 141H160V143H162V145L158 142ZM180 141H181V143H180ZM196 143H195V142ZM208 141H207V143H208ZM219 141V142H218ZM236 141H240V142H236ZM34 142V143H33ZM35 142H37V143H39V144H37V143H35ZM143 142L145 143V145L146 146H148V147H146L144 144H143ZM157 142H158V144H157ZM166 142L168 143L167 145H166ZM190 142V143H189ZM200 142H201V144H200ZM217 142V143H216ZM232 142V143H231ZM248 142V143H247ZM251 142V143H250ZM259 142H262L263 144H262V146L263 147H261V148H259V146L261 145H258L259 144ZM122 143V144H121ZM149 143H151L150 145H149ZM152 143L153 144H157L156 146L158 147V146H165L166 145V147L167 148H165L164 149V147H163V151H162V147L160 146L159 147V149L157 148L156 149V147L155 146H153L152 147ZM174 143V144H173ZM186 143V144H185ZM195 143V144H194ZM199 143V144H198ZM225 143H226V145L228 144H231L230 146H229V148H227L228 147V145L226 146L225 145ZM233 143H235L234 144V146L235 145H237L236 147H233ZM238 143V144H237ZM248 144V146H247V144ZM249 143L251 144V145H249ZM74 144V145H73ZM129 144V145H128ZM143 144V145H142ZM160 144V145H159ZM164 144V145H163ZM176 144L177 145H179L178 146V148H180L179 150L177 149V147H176ZM191 144V145H190ZM195 146H194V145ZM223 144H224V147H223ZM257 144V146L258 147H256L255 145ZM19 145V146H18ZM90 145V146H89ZM112 145V146H111ZM172 147V146H174L175 145V147H172L173 148V150H176V152H179L180 151V153H176L175 151H173L171 148H170V146ZM184 145V146H183ZM189 145V146H188ZM193 145V146H192ZM207 145V146H206ZM216 145V146H215ZM99 146V148L97 149V147ZM128 146H130V147H128ZM151 146V147H150ZM242 146H243V148H242ZM82 147V148H81ZM92 147V148H91ZM100 147H102L101 149H100ZM131 147H132V151L130 152V150H131ZM169 147V148H168ZM193 147V148H192ZM210 147V148H209ZM211 147H214V148H211ZM230 147H232V148H230ZM241 147V148H240ZM246 147H247V149H246ZM251 147V148H250ZM41 148V147H40ZM39 148V149H40ZM114 148V147H113ZM182 148H184V150L182 149ZM186 148H187V150H186ZM207 148V149H206ZM223 148L224 149H226L225 151L223 150ZM235 148V149H234ZM246 149V152L248 153V155H247V153H245L244 152V150L243 149ZM249 148L250 149H252L251 151L249 150ZM98 151H97V150ZM102 149H103V151H102ZM122 149V150H123ZM139 149V148H138ZM168 149V150H167ZM169 149L171 150V151H169ZM182 149V150H181ZM212 149H215L214 151H216L214 154H213V150ZM219 149H220V151H219ZM232 149H233V151H232ZM238 149V150H237ZM255 149H256V151L258 150V152H256L255 151ZM99 150H101V152H102V154H101V152L99 151ZM109 150V151H108ZM147 150V151H148ZM166 150V151H165ZM178 150V151H177ZM191 150V151H190ZM197 150V151H196ZM211 150H212V152H211ZM228 150L229 151H231V152H229V153H231V154H229L228 155ZM240 150V151H239ZM248 150V151H247ZM106 151H108V155H111V157L110 156H108L105 152ZM158 151H162V154H165V155H167V153L166 152H170V153H168V155H169V158H168V156H165V155H162L160 152L158 153ZM173 151V152H172ZM184 151V152H183ZM189 151H190V153H189ZM194 151V152H193ZM224 151V153H225V155L228 157V158H223V157H226L225 155H223V152ZM239 153H238V152ZM241 151H243V152H241ZM110 152H112L111 154H109ZM135 152L136 151H134V152H132V154L130 155V156H132V155H134L135 154ZM142 152V151H141ZM165 152V153H164ZM186 152V153H185ZM194 154H193V153ZM218 152H220L222 155L220 156V153H219V155H218ZM251 154H250V153ZM134 153V154H133ZM137 153V152H136ZM151 153H153V154H151ZM173 153H176V154H174V156L175 157H178V159H176L175 157H173L172 155H173ZM189 153V154H188ZM199 153V154H198ZM206 154V156L204 157V155ZM217 153V154H216ZM98 154V155H99ZM144 154V156H142ZM145 154H149L148 156L147 155H145ZM157 154H159L160 156H162V158H164V156L166 157V158H168V159H166L168 162L167 163H169V161L171 160V162H170V164H172V166L169 164V166L171 167H169V169H168V165H166L167 163L165 162V161H163L164 159H162V161L164 162H160V156L158 155L157 156ZM177 154H180V155H178L177 156ZM188 154V155H187ZM192 154V155H191ZM209 154V155H208ZM211 154H213L212 156H210ZM238 154V155H237ZM244 154H246V155H244ZM254 154V155H253ZM259 154V155H258ZM261 154L263 155L262 157L263 158H261V160H259L260 159V157H261ZM126 156H128V157H130L129 155H127V154H125ZM186 155V156H185ZM189 155H190V159H192L191 161H192V163H190L191 161H190V159H189ZM201 155V156H200ZM218 155V156H217ZM239 157H237V156ZM240 155V156H239ZM138 156V157H137ZM151 156V157H150ZM155 156H157V159H158V162L157 163H163L165 166L164 167H162L161 168V166H163V164H157V163H155L157 160L155 159ZM182 156H183V159H182ZM184 156H185V158H186V161H185V158H184ZM192 156H194L195 158L197 157V158H199L198 160H202V159H200V157L201 158H203L204 157V161L202 160L201 162H204L203 164L202 163H199L200 161H197L194 157H192ZM245 156V157H244ZM256 158H255V157ZM97 157V158H96ZM110 157V158H109ZM133 157V156H132ZM142 157V158H141ZM143 157H146V158H144L143 159ZM151 158V160H150V158ZM152 157H153V159H152ZM180 157V158H179ZM207 157V158H206ZM214 157V159L212 160V158ZM216 157L218 158L217 159V161H216ZM220 157H222L223 159L222 160H224L223 161V164L225 165H223L222 166V160H221V158ZM236 158V160L237 161H233V160H235V158ZM241 157V158H240ZM244 157V158H243ZM9 158V159H8ZM106 158H108V159H106ZM113 158V157H112ZM171 158V159H170ZM239 160H238V159ZM100 159V160H99ZM104 159H105V161H104ZM172 159H173V161H172ZM174 159H176V160H174ZM182 159V160H181ZM187 159H189L188 161H189V164H188V161H187ZM195 159V160H194ZM241 159H243V162H244V164L241 162L242 160ZM245 159V160H244ZM9 160V161H8ZM154 160H156L155 162H154V164H153V162H151L150 163V161H154ZM188 164L187 166H186V163L184 164L183 162L184 161ZM221 160V161H220ZM225 160H226V162H225ZM258 160V161H257ZM182 161V162H181ZM196 161H197V163H196ZM215 162L216 161V163H218V164H216V163H212V162ZM228 161V162H227ZM230 161V162H229ZM238 161H240L243 165L241 166V163L239 164L238 163ZM247 161V162H246ZM253 161V162H252ZM260 161H262V162H260ZM9 162H10V164L11 165H9ZM121 162H122V160H121ZM120 162V163H121ZM178 162H181V163H179V164H177ZM195 162V163H194ZM225 162V163H224ZM238 163V165H239V167L237 166L236 167V165H237V163ZM166 163V164H165ZM193 163H194V165L195 166H193ZM198 163H199V165H198ZM220 163V164H219ZM234 163V164H233ZM248 163V164H247ZM57 164H59L58 166H57ZM61 164V165H60ZM74 164V163H73ZM72 164V165H73ZM77 164V163H76ZM76 164L74 165V168H75V166H76ZM122 164H124V162L122 163ZM182 164L185 166V168H184V166L182 167ZM191 164V165H190ZM214 164V165H213ZM230 164H231V166H230ZM56 165V166H55ZM152 165H155L156 167H154V166H152ZM158 165H160V166H158ZM178 165H180V167H182V168H184V169H180V167L178 166ZM202 165V166H201ZM204 165V166H203ZM208 165V166H207ZM226 165L228 166V168L229 169H227V167H226ZM233 165L235 166V167H233ZM246 166V168H247V170L249 171V172H247V170L245 169V166ZM263 165H264V163L262 164V168H263ZM24 166H25V169H24ZM64 166V167H63ZM79 168H78V170L81 172V173H83L82 172V167L79 165V163H78V165H77ZM77 166H76V168H77ZM157 166L160 168H157ZM179 168H178V167ZM201 167V168H199V167ZM212 166V167H211ZM230 166V167H229ZM257 166H259L258 168L259 169H261L262 171H261V173H260V170L258 169H256V167ZM54 167V168H53ZM57 167H58V169H57ZM61 167H63V168H61ZM148 167H149V169H148ZM191 167H192V169H191ZM203 167H205V168H207V167H209V169L207 168V169H205L204 170V168ZM214 167V168H213ZM218 167V168H217ZM221 167H223V168H221ZM244 167V169H242ZM64 168H65V170H64ZM109 168V170L111 169V171L112 172H114L115 171V173L117 174V170H115L114 168H110V167H108ZM153 168L155 169V168H157V169H159V170H157V171H154V172H152L151 171V169L153 170ZM186 168H188L186 171H185V169ZM196 168V169H195ZM198 168H199V171L197 172L196 170H198ZM216 168V169H215ZM233 168H234V170H233ZM58 170V172H57V170ZM59 169H61V170H59ZM62 169L65 171H62ZM127 169H129L130 171H131V169H132V167L131 168H128L127 167ZM134 169V168H133ZM147 169V170H146ZM178 171H177V170ZM193 170L194 171V173H191L192 171L191 170ZM212 169V170H211ZM221 171H220V170ZM238 169H240V170H238ZM254 171V169H255V171L253 172V174H252V171ZM88 170L90 171V173L92 172V174H90L89 172H88ZM166 170H164V171H166ZM180 170V171H179ZM184 170V171H183ZM190 170V171H189ZM200 170H202V171H200ZM204 170V171H203ZM215 170V171H214ZM227 170V171H226ZM230 170H232V171H230ZM237 170V171H236ZM61 171V172H60ZM127 171L129 172V173H127ZM134 171V170H133ZM150 171V172H149ZM173 171V172H172ZM218 171V172H217ZM224 171V172H223ZM228 171H230V172H228ZM244 171V172H243ZM257 171H259V172H257ZM59 172H60V174H59ZM63 172V173H62ZM136 172H138V171H136ZM152 172V173H151ZM206 172V173H205ZM207 172H209V173H207ZM226 172V175H224V178H220V176H221V174H224ZM227 172H228V175L230 174V177H228V175H227ZM236 172H237V175H238V177H237V175H236ZM240 172V173H239ZM241 172H243L242 174H241ZM246 172H247V175H246ZM256 172V173H255ZM80 173V174H81ZM84 173H83V175H84ZM191 174V175H189V174ZM198 173H199V175H198ZM220 173V174H219ZM233 173L235 174V175H233ZM240 175H244L243 177L242 176H240ZM257 173H259V174H257ZM65 174V175H64ZM93 174L96 176L97 174H99V176L97 177V179H96V177L95 176H93ZM118 174H121L120 172H118ZM175 174V175H176ZM192 174H194V175H192ZM205 174V175H204ZM207 174V175H206ZM255 174V175H254ZM261 174H262V176H261ZM18 175V176H17ZM63 177H62V176ZM143 175V176H142ZM176 175V176H177ZM198 175V176H197ZM201 175H203L202 177H201ZM232 175L233 176H235V177H237V178H235V177H232ZM251 175H253L254 177H252ZM17 176V177H16ZM43 176H44V178H43ZM65 176V177H64ZM100 176H102V180H101V177ZM120 176H124L123 178H125V180L127 179L128 181H132V180H130V178L129 177H127V176H125V175H123V174H121ZM142 178H141V177ZM188 176V177H187ZM192 176H194V177H192ZM208 176V177H207ZM210 176V177H209ZM223 176V175H222ZM221 176V177H222ZM251 176V177H250ZM256 176V177H255ZM258 176H259V178H258ZM30 177V178H29ZM67 177V178H66ZM192 177V178H191ZM200 177H201V180H200ZM225 177H227V178H225ZM239 177H241V179L239 178ZM246 177V178H245ZM261 177H263V178H261ZM26 178V179H25ZM42 178L44 179V181L42 180ZM63 180H62V179ZM103 178H105V181L103 180ZM129 178V179H128ZM186 178V179H185ZM198 178H199V180H198ZM205 178H207V180L205 179ZM218 178V179H217ZM231 178V179H230ZM233 178V179H232ZM237 179V180H235V179ZM240 180H239V179ZM248 178H250V180L248 179ZM252 178V179H251ZM253 178H255L254 180H253ZM24 179V180H23ZM47 179V180H46ZM73 179V180H72ZM85 179V180H84ZM99 179H100V181L101 182H99ZM202 179H203V181H202ZM205 179V180H204ZM244 179H246V180H244ZM257 179V180H256ZM69 181L68 183H66L67 181ZM87 180V181H86ZM176 181H178L177 179H175ZM192 180H193V182H192ZM208 180H210V181H208ZM243 181V182H240L241 183V185H243L242 186V188H245V186L246 185H248L249 183H250V181H254V182H257L258 180H259V184H256V183H253V181L248 185V186H246V188H245V190H247L248 188H250L252 185H253V187L252 188H258L257 189V191H256V189L255 190H252L253 191V193H252V191L249 193L250 195H251V197L249 196V194L247 195V196H245L244 195V192L243 191H236L235 192V194L233 193V192H228L227 193V200L224 198V196L222 197V195L223 194H225V192L223 191V190H225L226 188L224 187L226 184H228V185H230L231 183L232 184H234V185H239V187H241V185H240V183H237L236 181ZM32 181H33V183H32ZM40 181H42L41 183H39ZM70 181H72V182H70ZM88 181H90V182H88ZM92 181V182H93ZM104 181V183H102ZM146 181V180H145ZM195 181V182H194ZM221 181H223L222 183H220ZM232 181V182H231ZM238 181V182H239ZM246 181V182H245ZM22 182H24L25 184L23 185V183ZM45 182V183H44ZM86 182H88V184H86ZM107 182H109V183H107ZM212 182H214V184H212ZM226 182V183H225ZM228 182V183H227ZM231 182V183H230ZM234 182V183H233ZM38 183H39V185H38ZM60 183H62L61 185L62 186H60L59 184ZM71 183V184H70ZM75 183H78L77 185L75 184ZM80 183H82V185H80ZM83 183H85V185H88V186H85V187H87V191L85 190L86 188L83 186ZM92 185H91V184ZM96 183H98V184H96ZM107 183V184H106ZM134 182H131V183H129V184H133ZM194 185H193V184ZM236 183V184H235ZM243 183V184H242ZM253 183V184H252ZM260 183H262L263 185H261ZM99 184H101L102 186L105 184V185H108L107 187L109 188V186L111 187V185L112 184H114L113 186L115 187H113V188H110V190H111V192H110V190H109V192L110 193H112L113 192V194H110L109 192H108V188L106 187L105 188V192L104 193H109L110 195H113V197H112V199H111V196L109 197V194H108V198H107V195L106 194H104L103 193V190H102V188L104 189V187H100V185ZM127 184V183H126ZM129 184H127V185H129ZM204 184V185H203ZM224 184V185H223ZM244 184H245V186H244ZM52 187H51V186ZM90 185V186H89ZM95 186V187H92V186ZM96 185H99L98 187L96 186ZM104 185V186H105ZM117 185H118V187L120 188H117L119 191H116V187H117ZM120 185H121V187H120ZM134 185H136L135 183H134ZM168 185V184H167ZM171 185V184H170ZM216 185H217V187H216ZM219 185V186H218ZM228 185H226V186H228ZM258 187H257V186ZM21 186V185H20ZM57 186V187H56ZM58 186H59V188H58ZM81 186H83V187H81ZM124 186H125V184H124ZM223 186V187H222ZM89 187L91 188V189H89ZM101 188V191L100 190H97V188L98 189H100ZM126 187V186H125ZM215 187V188H214ZM45 190H44V189ZM46 188H47V190H46ZM96 189L95 190V192L94 193H92L90 190H94V189ZM197 188V189H196ZM200 188V189H199ZM251 188V189H252ZM24 189V190H25ZM61 189V194H59V190ZM89 189V190H88ZM112 189H113V191H112ZM180 190H181V187L179 188ZM251 189H249V190H247V191H250ZM23 190V189H22ZM23 190V191H24ZM65 190H67L68 192H67V194H69L70 192H72V194L70 193L69 195H67L66 194V192H65ZM166 190V191H165ZM196 190V192L194 193V191ZM260 190V191H259ZM39 191V190H38ZM63 191V192H62ZM70 191V192H69ZM90 191V192H89ZM99 191V192H98ZM107 191V192H106ZM74 192V193H73ZM102 192V193H101ZM125 192V191H124ZM123 192V193H124ZM161 192V193H160ZM199 192H200V194H199ZM220 192H222V193H220ZM96 193V194H95ZM99 193V194H98ZM122 193V194H123ZM203 193V194H202ZM231 193V194H230ZM233 193V194H232ZM252 193V194H251ZM101 194H103V195H105L106 196V198L107 199H105L104 197L105 196H103L102 195V197H101ZM194 194V195H193ZM261 194V195H260ZM35 195H37V194H35ZM114 195L116 196V197H114ZM155 195V194H154ZM165 195V196H164ZM171 195L174 197V199L173 200H175V201H172V199H171ZM198 195H200V196H198ZM230 195V196H229ZM60 196V197H59ZM79 196H82L83 198L84 197H86V199H88L87 201H85V205H86V203H87V207L89 208H87L83 203L82 204H80L81 206L83 205V207H81L80 205H77L79 202L81 203V202H83V198L82 197H80L79 198ZM124 196H125V194H124ZM167 196H169V198L167 197ZM194 196H197V197H194ZM231 196H233L232 198H231ZM243 196V197H242ZM248 196H249V198H248ZM21 197H25V198H23V200H22V198ZM162 197V198H161ZM165 197H167V198H165ZM172 197V198H173ZM28 198V199H27ZM45 198V199H44ZM122 198V200H124L126 203H127V201H128V203H130V201H131V203L132 204H135L136 205V207H134V205H133V207L131 206V203L129 204V206H126L127 204L124 202V201H122L121 200V202H120V204L122 205H120L119 204V201L118 200H120ZM175 198H177V200L175 199ZM196 198V199H195ZM247 200H246V199ZM26 199V200H25ZM41 199V200H40ZM105 199V200H104ZM43 200V201H42ZM61 200V201H60ZM109 200L111 201H113V202H116L117 204H118V206L116 205V203H114L113 204V202L111 203V202H109ZM127 200V201H126ZM164 200V201H163ZM168 200V201H167ZM169 200H170V203H167V202H169ZM199 200V201H198ZM243 200V201H242ZM252 200H254V201H252ZM259 200V201H258ZM24 201H25V203H24ZM27 201V202H26ZM76 201H78V202H76ZM118 201V202H117ZM163 201V202H162ZM177 201V202H176ZM245 201V202H244ZM40 202V203H39ZM108 202V203H107ZM122 202H124V206H123V203ZM135 202V203H134ZM9 203V204H8ZM75 205H74V204ZM89 203V204H88ZM171 203H172V205H171ZM174 203L176 204V205H174ZM178 203V204H177ZM7 204V205H6ZM19 204V205H18ZM30 204H31V206H30ZM34 204V205H35ZM70 204V205H69ZM141 204L143 205V206H141ZM217 204V205H216ZM257 204H258V206H259V210H258V207H257ZM5 205V206H4ZM9 205V206H8ZM13 205H16V206H13ZM24 205V206H23ZM26 205V206H25ZM45 205H46V207H45ZM90 205H91V207H90ZM92 205H93V207H92ZM120 205V206H119ZM145 205V206H144ZM148 206V209H149V213H150V215L151 216H153L155 213L157 214V215H154L153 217H152V219H151V216L150 217H148L149 216V213H148V209H147V206ZM169 205H167V206H169ZM174 205V206H173ZM179 205V206H178ZM184 205V206H183ZM249 205V206H248ZM255 205H256V207H255ZM8 206V207H7ZM29 206V207H28ZM65 206H66V208H65ZM73 206V207H72ZM77 206H79V207H77ZM137 206H141L142 208L141 209H143L144 208V211H146V209H147V212H144L143 210H141L140 209V207H138L140 210H138V208H137ZM177 206H178V208H177ZM202 206V207H201ZM10 207V208H9ZM12 207V208H11ZM78 208V210H76L77 208ZM129 207V208H128ZM132 207V210H134L135 212L137 211V213H135L134 211H132L130 208ZM163 207H164V209H163ZM173 207V208H172ZM181 207H183L182 209H181ZM205 207L207 208V209H205ZM237 207V208H236ZM4 208L6 209V210H4ZM73 208V209H72ZM82 208H83V211H81L82 210ZM91 210V211H89V213H88V211L86 210ZM136 210H135V209ZM146 208V209H145ZM154 210H153V209ZM201 208H202V210H201ZM229 208H230V210H229ZM256 208V209H255ZM10 209H12L13 211H15V213H17V215L18 214H21V215H19V220H18V218H16L15 219V222L17 221V223H14V221L12 220H10V218H9V216L11 215V213L13 212L12 210L10 211ZM130 209V210H129ZM150 209H152L153 211H152V213L153 212H155L154 214H152L150 211ZM163 209V210H162ZM181 209V210H180ZM184 209H185V211H184ZM188 209V210H187ZM254 209V210H253ZM18 210H19V212H18ZM26 210V211H25ZM64 210V211H63ZM87 211V213L88 214H86V211ZM156 210H157V212H156ZM200 210L201 211H208V213H209V215H205L204 213L202 214L201 212H200ZM257 212H256V211ZM263 211V214H262V212L261 211ZM23 211V212H22ZM24 211H25V213H24ZM79 211V212H78ZM85 211V212H84ZM131 211H132V213H131ZM141 211H143V212H141ZM165 211L167 212V213H165ZM177 211V214H175V212ZM255 211V212H254ZM261 212V213H259V212ZM6 212V213H5ZM9 212V213H8ZM69 212V213H68ZM78 212V213H77ZM82 212V213H81ZM134 212V213H133ZM160 212V213H159ZM190 212V213H189ZM200 212V213H199ZM225 212H226V214H225ZM253 212V213H252ZM75 213V214H74ZM79 214V213H81V214H79V215H77V214ZM107 213V214H106ZM109 213V214H108ZM138 213H140V215L142 216V217H140L139 219H138V216H140ZM142 213V214H141ZM145 213V214H144ZM160 215H159V214ZM165 213V217H166V221L165 220H163L162 222H160L161 221V219H162V214H164ZM252 213V214H251ZM255 213V214H254ZM6 214H8V215H6ZM24 214V215H23ZM27 214V217H24L25 215ZM34 214V215H33ZM38 214V215H37ZM85 214V215H84ZM93 214V215H92ZM131 214H132V216H131ZM133 214L135 215L136 214V217H134L133 216ZM138 214V215H137ZM171 214H172V216H171ZM181 214L185 217V218H190L191 220L190 221H194V222H192L191 224L189 223V222H187V223H189L188 225L186 224V219L184 218V217H181ZM262 214V215H261ZM33 215V216H32ZM81 215V217H79ZM98 215H100V216H98ZM119 215V218L118 219H120V220H118L117 218H115V217H117ZM146 215V217H144ZM159 215V216H158ZM162 215V216H161ZM171 216L172 218H177L176 220H178V221H176V222H178V223H180V224H175V220H174V222L172 223V221H173V219H171L172 221L171 222H169V220L170 219H168L167 217L168 216ZM174 215V216H173ZM176 215L177 216H179L180 218V220L178 219V217H176ZM240 215V216H239ZM251 215V216H250ZM253 215V216H252ZM257 217V219H256V217ZM21 216V217H20ZM30 216V217H29ZM40 216H38V217H36L35 219L36 220H43V219H45V217L44 218H42V216H41V218H40ZM84 216V217H83ZM87 216H91V219L89 218V217H87ZM97 216L100 218L99 220H101L102 218V220L101 221H104V222H101L100 221V223H104L103 224V226L105 225V226H107L108 227V224L110 223V225H109V227H108V229L110 228V227H112V228H110L111 230L109 231V230H105V229H107V227H103V228H100L101 227V225H100V223L99 224H96L95 225V222L93 221V220H95V219H97L98 220V218H97ZM103 216V217H102ZM104 216H105V218H107V220L108 221H106V219H104ZM106 216H109V217H106ZM111 216H113V217H111ZM115 216V217H114ZM158 216V217H157ZM227 216V217H226ZM240 217V218H242L241 220H242V222L240 223V222H238L239 221V219L238 218H236V219H234L235 217ZM245 216H247V217H245ZM260 216V217H259ZM60 217V216H59ZM58 217V218H59ZM94 217H95V219H94ZM130 217V218H129ZM156 217V219H160V221H159V219H158V221L159 222H157L156 220H154L155 222H157V223H161L162 225H163V223L165 222V223H167V221H168V223L170 224V223H172L171 225L174 227L175 225V227L174 228H172V226H170V225H168V223H167V225L166 224H164V226H162V227H160L161 226V224L160 225H158L157 223H154V221H150V219L151 220H153V218H155ZM165 217H163V219L165 218ZM210 217V218H209ZM232 217V218H231ZM245 217V218H244ZM249 217H251V218H249ZM255 219H254V218ZM7 218H9V219H7ZM21 218H22V220H21ZM24 218H26V219H24ZM37 218H39V219H37ZM80 218H82V220L81 221H85V219L86 218H88V219H86V221L83 223V222H80ZM92 218H93V220H92ZM141 218H143L142 219V221H141ZM145 218V219H144ZM147 218H149L148 219V221H147ZM174 218V219H175ZM181 218H182V222H181ZM222 218V219H221ZM230 218V219H229ZM249 218V219H248ZM253 218V219H252ZM261 218V219H260ZM79 219V220H78ZM112 219V220H111ZM114 219H116V221L115 222H113V220ZM125 219V220H124ZM199 219V221H197ZM227 219H228V222H227ZM238 219V221H236ZM243 219H244V221H243ZM245 219H247V220H245ZM22 222H21V221ZM69 220V221H68ZM73 222H75V223H73ZM92 220V221H91ZM96 220V221H97ZM112 221V222H109V221ZM184 220V221H183ZM188 221H189V219H187ZM225 220V221H224ZM233 220H235L236 221V223L233 221ZM240 220V221H241ZM250 220V221H249ZM88 221V222H87ZM125 221H127V224H126V222ZM130 221V222H129ZM137 223H136V222ZM197 221V222H196ZM201 221V222H200ZM207 221V222H206ZM217 221V222H216ZM232 221V223H234L233 225H232V223H230ZM254 221H255V223H254ZM258 221V222H257ZM10 222H13V223H10ZM19 222H21L20 224H19ZM90 222H92L91 224H90ZM94 222V223H93ZM108 224H107V223ZM121 223V226H117V224H115V223ZM132 222V223H131ZM150 222V223H149ZM183 222L185 223V225H183ZM85 224V223H88L89 225H88V228H85V227H87V225H83V224ZM96 223H98V221L96 222ZM126 224V225H124V227H126V228H124V227H122V225L123 224ZM141 223V224H140ZM150 224V225H147V224ZM222 223V224H221ZM238 223H239V225H238ZM242 223H244V224H242ZM263 223V224H262ZM13 224H16L17 226L19 225V227L17 228V226L15 227V226H13ZM107 224V225H106ZM113 224H115V225H113ZM131 224V225H130ZM136 224V225H135ZM138 224H140V225H142V228H140L139 230L137 229V225ZM181 224H182V226H184L185 228H186V230H185V228L184 227H182L181 226ZM194 224V225H193ZM205 224V225H204ZM224 224V225H223ZM248 224V225H247ZM254 224V225H253ZM83 225V226H82ZM92 225V226H91ZM95 225V227H93ZM99 225V226H98ZM130 225V228H128L127 226H129ZM132 225H133V228L134 229H132ZM144 225H147V226H145L144 227ZM156 225V226H155ZM165 225H166V227H165ZM188 226V228H189V231H188V228H187V226ZM189 225L191 226V227H189ZM209 227H207V226ZM211 225V226H210ZM214 225V226H213ZM13 226V227H12ZM85 226V227H84ZM90 226V227H89ZM99 228V230L100 229H102V230H100V232H98L99 230H98V228ZM153 226V227H152ZM171 227L170 229L168 228V227ZM178 226H180V230L182 231V233H180L179 232V227ZM232 226V227H231ZM234 226V227H233ZM260 226V227H259ZM15 227V228H14ZM58 227L61 229H59V231H58ZM114 227H115V229H114ZM119 227V229L120 228H122L121 230H118L117 228ZM160 227V228H159ZM178 227V228H177ZM181 227H182V229H181ZM202 227V228H201ZM215 227V228H214ZM259 227V228H258ZM6 229V231H4V229ZM22 228V229H21ZM86 230H88V231H86ZM90 228V229H89ZM136 228V229H135ZM156 228V229H155ZM159 228V229H158ZM163 228V229H162ZM169 229L168 230V232L167 231H165V229ZM177 230H176V229ZM194 228V230H192ZM248 230H247V229ZM18 229V230H17ZM116 229L118 230V232L116 231ZM125 229V230H124ZM129 229V230H128ZM160 229H162V230H160ZM166 229V230H167ZM173 229L175 230V232H177V233H173L174 231H173ZM199 229L201 230V229H203V230H205V231H203L202 230V232L200 231V233H198L199 232ZM243 229V230H242ZM250 229V230H249ZM90 230V231H89ZM115 230V233L113 232L112 233V231H114ZM156 230V231H155ZM170 230H172V232L170 231ZM191 230H192V232H191ZM196 230H198V231H196ZM210 230V231H209ZM257 230V231H256ZM4 231V232H3ZM26 231V232H25ZM32 232H33V230H31ZM102 231V232H101ZM109 231V232H108ZM120 231V232H119ZM135 231V232H134ZM164 232L163 234L162 233H160V232ZM187 231V232H186ZM213 231V232H212ZM247 231V232H246ZM9 233V235H8V233ZM16 232V233H15ZM21 232V233H20ZM27 232H29L28 234H27ZM54 232V231H53ZM72 232V233H71ZM90 232V233H89ZM91 232H93V233H91ZM100 233V234H97V233ZM104 232V233H103ZM221 232V233H220ZM234 232V233H233ZM3 233V234H2ZM22 234V235H20V234ZM61 233V232H60ZM68 233V234H67ZM71 233V234H70ZM76 233H77V236H76ZM105 233H107L108 235H106ZM141 235H140V234ZM148 233V234H147ZM154 233V234H153ZM155 233L156 234H161V235H155ZM165 233H168V234H165ZM179 233V234H178ZM187 233V234H186ZM192 233H193V235L195 234V236H193L192 235ZM197 233V234H196ZM203 234V237H206V235L207 234H210L208 237H206V238H204V239H200L199 237L200 236H202V234ZM204 233H207V234H204ZM213 233V234H212ZM220 233V234H219ZM2 234V235H1ZM24 234H27L26 236L24 235ZM89 234V239H87L88 238V235ZM96 234V235H95ZM104 236H103V235ZM112 234V235H111ZM137 234V235H136ZM165 234V235H164ZM170 234H174L175 236L176 235H179V237H175L176 238V240L172 237V235H170ZM182 234V235H181ZM184 234H186V235H184ZM201 234V235H200ZM226 234V235H225ZM233 234V235H232ZM239 234V235H238ZM245 234H247V235H245ZM23 235H24V237L26 238V237H31V239H32V237H34L33 239H35V241L32 239H29V242H31L32 241V244L31 243H29V244H27V246H26V243H25V241H26V239L23 237ZM32 235V236H31ZM75 235V236H74ZM93 235V236H92ZM120 235V236H119ZM127 235V236H126ZM155 237H154V236ZM162 235H164L163 237H162ZM166 235H168V236H166ZM183 235H184V237H183ZM188 235V236H187ZM197 235V236H196ZM205 235V236H204ZM230 235V236H229ZM3 236V237H2ZM7 236V237H6ZM20 236V237H19ZM62 236V237H61ZM64 236V237H63ZM99 237V238H97V237ZM109 238H108V237ZM156 236H158V237H156ZM169 236H171L172 238H173V240H171L172 238L171 237H169ZM211 236V237H210ZM219 236V237H218ZM224 236V237H223ZM232 236V237H231ZM13 239H12V238ZM22 237V238H21ZM69 237V238H68ZM87 237V238H86ZM91 237V238H90ZM93 237V238H92ZM105 237V238H104ZM118 237V238H117ZM138 237V238H137ZM153 237H154V239H153ZM163 238V240L164 241H167V243L166 242H163L162 243V238ZM167 237H168V239H167ZM183 237V238H182ZM192 237V238H191ZM193 237L196 239H194L196 242V244H194V240H193ZM8 238V239H7ZM24 238V239H23ZM87 239L86 241H87V244H84V243H86V242H84L83 241V239ZM95 238H97V239H95ZM101 238H104L103 240H105L106 238H107V241L105 240V242L101 239ZM111 238V239H110ZM132 238V239H131ZM156 238H160V239H158V241H160L161 242V244H160V242H158V241H156L157 239ZM165 238H166V240H165ZM171 238V239H170ZM181 239V241L182 240H184V242H185V239L187 240L185 243V245H188L189 244V246H183L184 245V242H180L179 241V239ZM199 239V241L200 240H202L203 241V243L202 242H198V239ZM202 238V237H201ZM209 238H211L212 239V241L214 240V242H212ZM224 238V239H223ZM226 238V239H225ZM3 239V241H1ZM6 239V240H5ZM37 239V240H36ZM99 239H101L102 241H103V243H102V241H99ZM110 239V240H109ZM138 239V240H137ZM188 239L190 240H193V241H191L190 240V242L188 241ZM208 239V240H207ZM217 239V240H216ZM219 239V240H218ZM5 240V241H4ZM11 240V241H10ZM25 240V241H24ZM95 240H96V242H98V243H96L95 242ZM98 240V241H97ZM116 240V241H115ZM118 240V241H117ZM140 240V241H139ZM169 240H170V242L172 243L173 241V243L171 244L170 242H169ZM227 240V241H226ZM23 241V242H22ZM39 241V242H38ZM43 243H42V242ZM51 241V242H50ZM54 241H56V242H54ZM92 241V242H91ZM94 241V242H93ZM109 241V242H108ZM128 241V242H127ZM143 241V243H141ZM154 241H155V243H154ZM178 241V242H177ZM206 241V242H205ZM211 243H210V242ZM46 244H45V243ZM106 242H108V246L106 245V244H104V243H106ZM111 242H113V244L111 245ZM140 242V243H139ZM144 242H145V244H144ZM174 247L173 249H170L171 248V246H170V244ZM176 242H177V244H176ZM193 242V243H192ZM198 242V243H197ZM207 242H209V244L210 245H212V243L215 245V249H213V247L212 248H210L212 251H211V253H210V249L208 250L207 249V251H206V248H205V243H206V247H210V245L207 243ZM216 242V243H215ZM223 242V243H222ZM263 242V243H262ZM41 243V244H40ZM52 243V244H51ZM69 243H71V244H69ZM96 243V244H95ZM101 244V246L100 247H98V245H100ZM151 243V244H150ZM157 243V244H156ZM158 243H159V245H158ZM167 245H166V244ZM179 243V244H178ZM183 244V245H181V244ZM217 243H219L220 244V246H219V244H217ZM34 244V245H33ZM38 244V245H37ZM65 244V245H64ZM67 244H69V245H71V248L72 249H70V248H66L68 245ZM73 244V245H72ZM92 244V245H91ZM94 244L96 245V251H94L93 252V250H94ZM98 244V245H97ZM104 244V245H103ZM144 246H143V245ZM148 244H149V246H148ZM158 246V247H156V245ZM175 244V245H174ZM200 244V245H199ZM202 244H204V247H202L203 245ZM208 244V245H207ZM223 244H225V248H224V245ZM39 245H42V247L41 246H39ZM63 245V246H62ZM87 245V247L88 246H91L92 248H91V250H92V252L91 253H94L93 255H91V253H90V247H88V252L86 253V251H87V249H84L83 247H85ZM124 245V246H123ZM136 245V246H135ZM146 245V246H145ZM151 245H155V246H151ZM177 245H181V247H179V246H177ZM192 246V248L194 249V252L192 251L193 249L191 248V246ZM213 245V246H214ZM221 245H223L222 246V248H221ZM31 246V247H30ZM34 248H33V247ZM44 246V247H43ZM47 246V247H46ZM65 246V247H64ZM74 246V247H73ZM78 246H79V248H78ZM103 246V248H104V246H105V248H104V250H103V248H101ZM107 246V247H106ZM112 246V247H111ZM118 248H117V247ZM122 246V247H121ZM132 246V247H131ZM153 247L152 249H151V247ZM167 246H168V248H167ZM176 246H177V249H175L176 248ZM194 246V247H193ZM196 246V247H195ZM199 246V247H198ZM251 246V247H250ZM22 247H23V251H22ZM26 247H28L29 249L27 250V248ZM53 247V248H52ZM60 247V248H59ZM64 247V250H62V248ZM76 247V248H75ZM86 247V248H87ZM108 247H110L111 249H108ZM116 247V248H115ZM147 247V248H146ZM163 247V248H162ZM164 247H166V248H164ZM179 247V248H178ZM183 247V248H182ZM190 247V248H189ZM202 249H201V248ZM239 247V248H238ZM55 248V249H54ZM56 248H59L60 250L58 251ZM135 248V249H134ZM157 248V249H156ZM159 248H162V249H164L163 251L161 250V252L159 251L160 249ZM182 248V249H181ZM189 248V249H188ZM216 248H219L218 250H219V252H216V254H212V253H215V252H213L214 250H216ZM227 248V249H226ZM251 248V249H250ZM54 249V250H53ZM77 250V251H74V250ZM133 249V250H132ZM149 249H151V252L149 253ZM167 249H168V251H167ZM192 249V250H191ZM200 249V250H199ZM203 249H204V251H203ZM222 249V251H220ZM38 250V251H37ZM57 250V251H56ZM73 250V251H72ZM86 250V251H85ZM110 250L111 251H113V252H110ZM147 250H149V251H147ZM153 250V251H152ZM158 250V252H156ZM183 250V251H182ZM187 251V250H191L190 252L188 251V252H184V251ZM197 250H199L198 251V253L196 252ZM217 250V251H218ZM38 253H37V252ZM99 251V252H98ZM101 251V252H100ZM105 251H106V254L108 255V254H111V255H106V257H104L105 256ZM124 251H126V252H124ZM170 251V252H169ZM180 251V253H182V252H184V254L185 255H183V253H182V255L179 253V255H178V252ZM201 251V252H200ZM209 251V252H208ZM40 252V253H39ZM59 252V253H58ZM63 252V254H64V256H63V254L61 255L60 253H62ZM95 252H96V254H95ZM103 252V253H102ZM121 252V253H120ZM146 252V253H145ZM173 252V253H172ZM192 252V254H196L195 256L197 257H195V256H193L192 254H190ZM202 252L204 253V255H201V257L199 258L198 256H199V254H202ZM210 253V257L208 256V254H205V253ZM68 253V254H67ZM97 253H99V254H97ZM129 253V254H128ZM135 253V254H134ZM138 253V254H137ZM153 253V254H152ZM155 253V254H154ZM169 253V254H168ZM177 253V254H176ZM187 253V254H186ZM219 253V254H218ZM255 253V254H254ZM39 254H41L42 256H40ZM74 254V255H73ZM76 254V255H75ZM89 254L91 255V256H89ZM222 254V255H221ZM44 255V256H43ZM119 255V256H118ZM134 255V256H133ZM156 255V257H154ZM189 256V255H192V257L191 256H189V257H187V256ZM205 255H207L208 257L207 258H205L206 256ZM46 256V257H45ZM71 257V259H70V257ZM94 256V257H93ZM100 256V257H99ZM109 256H110V258L112 259V256H113V259H114V257H115V259L113 260V261H115V263L113 262V261H111V260H109L108 258H109ZM136 256V257H135ZM43 258L44 259V257H45V259H44V262H43V260L41 259V258ZM67 257H69V258H67ZM92 257V258H91ZM96 257V258H95ZM98 257V258H97ZM103 259H102V258ZM152 257V258H151ZM171 257H173L171 260L169 259V258H171ZM181 258V260H179L180 258ZM185 257H187V258H191V259H195V260H191V262L189 261H185L184 262V260H185ZM203 257V258H202ZM258 257V258H257ZM73 258V259H72ZM93 258H95V259H93ZM100 258V259H99ZM108 259V261L110 262V263H108V261H107V259ZM140 258V259H139ZM146 258V259H145ZM175 258H176V260H175ZM186 258V259H187ZM204 259V260H202V259ZM253 258H254V260H253ZM262 258V259H261ZM14 259V260H13ZM34 259V260H33ZM82 259V260H81ZM137 259V260H136ZM196 259H199V260H196ZM234 259V260H233ZM261 259V260H260ZM11 262H10V261ZM101 260V261H100ZM104 260H106V262L104 261ZM140 260V261H139ZM148 260V261H147ZM173 260H175V262L173 261ZM187 260H189V259H187ZM235 260H237V261H235ZM250 260V261H249ZM252 260V261H251ZM3 261H4V263H3ZM73 261V262H72ZM82 263H81V262ZM118 261V262H117ZM151 261V262H150ZM167 261V262H166ZM180 261V262H179ZM207 261V262H206ZM249 261V262H248ZM25 262V263H24ZM162 262V263H161ZM202 262V263H201ZM206 262V263H205ZM239 262V263H238ZM77 264V263H76Z\"/></svg>", "mask_w": 264, "mask_h": 264}]
</instances>
